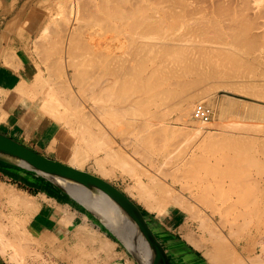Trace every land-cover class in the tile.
I'll use <instances>...</instances> for the list:
<instances>
[{"label": "bare ground", "instance_id": "bare-ground-1", "mask_svg": "<svg viewBox=\"0 0 264 264\" xmlns=\"http://www.w3.org/2000/svg\"><path fill=\"white\" fill-rule=\"evenodd\" d=\"M132 0H130V2H131ZM135 1V0H134ZM154 1H156V0H153V2H152V0H151V2H150V0L149 1H147V2H145V0H144V2L143 3H145V6H144V4L142 3V1H140L139 0V2H141L140 4H143V7H141V6H139V5H137V6H139V7H137L136 5V7L135 6H133L132 4H129L130 2H128V0H127V2H128V4H127V2L125 1V0H68V1H66L63 5H62V7H61V9H60V11H61V15H60V17L62 18V20H66V18L64 19V16L65 17H67V21H68V23H67V28L66 27H64L63 26V29H61L62 31H64L63 33V35L62 34H59V36H61V41L59 42V37L57 38V43L59 42L60 44L55 48V50H53L54 48H53V43L51 42V41H53L56 37H54V39L53 40H51L50 41V39H49V41H48V39L47 38H50V36H52V34L53 35H56L55 33H54V31H53V33H52V29H51V25H45L43 28H42V30L40 31L41 32V34L37 37V39L36 40H34L35 42H37V44H36V47L37 48H39L38 50H36V53H37V51H39L40 49L43 51V55H44V57H46L45 59H47V56L49 55V56H51L52 55V53H57V55H58V52H60L59 54H60V58L58 57L57 59H59V60H57L58 62H55V63H53V60H52V63L50 62V64H48L47 66H46V70H47V72H48V75L46 76V78H44V76H43V74L40 72V70H39V72L38 73H35L34 74V72L32 71V75L31 76H34L35 75V80L36 79H38L39 80V85L43 88L42 89V91L40 90V92H38L35 88H32V89H30L31 88V85H30V88H28L27 86V79H29V77H30V75L26 78V80H24V82L22 83V86L21 87H19L17 90H18V95H19V97H20V99H21V102H22V104H24V106H26V107H32V106H35L36 105V107H38V110H39V112H41L42 113V116L44 115V116H46V119H43V117L41 118L40 116L34 121V123L36 122V124L35 125H37L38 123L40 124L41 123V121H43V120H45V121H48V125H49V127H48V129H47V132H49L50 134H55V137L53 138V140H52V143H54L55 141H57V142H59L60 143V145H65V149L67 148L68 150H70L69 152H70V159H69V161H70V163L68 164L69 166H71V167H74V168H76V169H79V170H82L83 169V167H84V165L88 162V160L89 159H93V164L95 165V172H98L99 174H101L102 175V177H112V176H115L114 175V173H113V170H114V168H106L107 166H106V164L103 162L104 160H105V162L107 161V162H114L115 164V166L116 167H120V169L121 170H125V171H128V173L130 172L132 175H133V177H132V175L129 173V175H131V177L135 180V185L133 186V187H131L133 190H135L136 191V193H138V197H140L139 199H137V200H141L144 204H145V207H147L148 208V210H150V211H152V212H155L156 214H157V216L159 217V218H161V220H163V221H165L167 224H169V226L168 227H170L171 226V224H174L175 222H174V219H172V217H171V215L173 214H171V213H169L170 211H172L173 209L172 208H177V209H179L178 208V206H180V207H183V206H187V202H186V200L184 199V198H182L181 197V195H179L178 193L177 194H175L173 191H171L170 189L171 188H167L168 190V192H165L164 193V190L166 191V189L164 188V186H161V184H163L162 182H159L160 180H158V183H156L157 181V178H156V180H155V183H151V184H148V186L147 185H145V184H143V181L141 180V178L139 179L138 178V176H139V174H141V173H137V168L134 166V163L132 162L133 160L131 159L132 157H129L130 155L128 154H126L125 152H124V150L119 146V144L118 145H115L116 144V142H114V141H112V140H109V138H108V136H106L105 134L107 133L105 130V132H103V134L106 136V140H105V138H103V139H99L98 137H97V133H96V135H95V133H94V135H93V133H92V136H91V138H90V136H88V134L89 135H91V128L89 129V127L92 125L93 127H96V128H98L99 130H101L102 131V129L104 128V129H107V120L104 118V116L103 115H107L108 114V116H109V114L110 113H115L116 111H117V105H124L126 102H128V100L130 99V94L131 93H133V92H137L138 94L137 95H139V93H140V95L142 96V97H139V98H137L136 100V103H137V107H139V106H141V107H143L144 108V110H145V112L147 113L148 111H149V108H150V106H151V104L152 103H154L152 106H154L155 105V102L153 101V100H151V95H152V99H153V95H155V96H157V98H156V100H158V101H160V98L161 99H164V98H162V96H166L167 95V97L168 98H166L167 100L170 98V96H171V98H173L175 95H173V94H171V93H176V90H174L176 87H174V86H176L177 84L179 85L180 84V81L178 80V76L180 77L181 75H183V76H181V78H183V79H185V74H187V76H191V79L189 80V79H186V82H187V84H186V82L184 83L183 81L184 80H182L181 78V81L183 82V85L184 84H186V85H188L187 87H191V88H187L186 90L184 89V87L182 86L181 87V85H182V82H181V84H180V87H181V89H180V87L177 85V87L179 88V89H177V90H179V91H177V95L174 97V98H176L178 95H183L184 94V92H187V95H186V93L183 95V96H189L190 98H188V97H186V99L187 100H190L189 102H187L184 98L185 97H181V95L179 96L180 98H183V99H179V102H181L182 100V103L183 102H185V104H187V105H185L184 106V104L183 105H181L180 103H177L176 102V100H175V102L177 103V105L179 106H177L176 105V107H178V108H176L175 106H174V108L172 107V109L174 110H176L177 112H178V117H180L179 119H181V118H186V117H189L190 116V110H191V108H192V106H193V101L195 100V99H198V100H203V99H206L207 97H208V91H206L207 89H208V86H209V84H208V86H207V89L205 90V88H204V86L203 85H205V84H203V82L204 81H214L216 84H219L221 81H223V78L224 79H226L225 77L227 76H232V78H239V79H241V82H239L238 83V81H236L235 82V80H234V84H231V87H232V89L233 90H235V89H237V90H239V89H241V88H245L246 90H244L245 92L244 93H246V95L248 94V95H251V96H254V97H257V98H259L260 99V97L261 98H264V80H262L261 81V79L260 78H262V79H264V72H261V70H260V72H258V73H262V77H261V75H260V78H257V77H259V76H257V73H256V71L254 70L255 68H257V66H261V68H264V50H262V49H264V47H262L261 45H264V42H262L261 43V41L259 40H257V38H264V36H259L258 34L260 33V32H250V34L252 33V34H256L255 36L254 35H252V36H254V37H252V36H249V31H252V30H254V28L253 27H255V25H254V23H252L251 24V20L249 19V16L248 15H250V14H248L247 15V13L249 12V10H251V7H250V4H247V5H249V7H247V9H248V12L245 10L246 8L244 7H242V6H247L246 4H244L245 2H247V3H250V2H248L249 0H243V1H245V2H242L243 4L242 5H240L239 6V8H236V10H234V5H233V7L232 6H230L231 4H232V2H231V4H230V2L228 1V4H229V7H227V3L225 2V5H223V3L222 2H217L218 3V5H217V3L216 2H212L211 3V5L213 4L214 6H212V11H210V7L211 6H209V11H210V13L209 12H207L206 10H205V7H204V4L206 3L205 2V0H204V4H203V6L201 5V7H203L202 9L204 10V11H206L207 13H203V12H200V13H203L202 15H204V16H202V15H199L200 16V18L202 19V18H205V19H207L208 18V20H207V22H206V20L204 21V24L202 23V21L204 20V19H202V21H200V22H197V21H199L200 20V18H196V17H194L195 19H197L196 21H194V19H192L193 17H191L192 16V13L193 12H195V11H197L198 13H193L194 14V16L197 14H199V11L198 10H200V6H198L197 7V5L195 4L196 2H198V0H196V2L194 3V5H193V2H190V4H192V7L191 8H196V9H198V10H195V8H194V10H193V12L191 11V8L190 7H188V6H190V5H188L187 6V8H183L184 6H186V4L183 6V3L186 1V2H188V0H183L184 2L181 4L180 3V0H178V2H179V4H181L182 5V7L181 6H179V5H177L178 4V2H175V4H174V0H172V1H168V3H171V5L172 4H174L176 7L178 6V7H181L182 9H180V10H178L176 7L175 8H173V6L174 5H172V8H173V10L175 9L176 11H175V13L176 14H178V12L180 11L181 12V10L183 11V10H185L183 13L186 15H188V14H190V18L192 19V21H194V22H192V24H191V22L189 21V15L187 16L186 15V24H188V21L190 22L188 25L190 26V27H187V25L186 26H184V24H182L183 22L181 21V20H184L183 18H185L184 16V14L181 12V15H182V17L183 18H178V19H181L180 21H181V23H179V20L177 21L175 18H177L178 16L176 15V16H174V15H172V13L171 12H173V10L171 11V9L172 8H170L169 7V12L171 13V15H170V13H168V10H166V7H165V9H162V8H164V6H165V4L164 3H166V5H167V2H162L161 0H159L160 1V3L162 2L163 4H164V6H160L161 7V11H163L162 13L164 14L162 17H166V14H169L167 17H171V19L170 20H172V18L174 19L173 21H172V24L174 23V21H176L174 24H176V25H178V27L177 26H170L171 27V29L173 30V28H174V30H173V34H172V30L170 29V27H169V30H171L170 32L171 33H167V29H168V26H167V29H166V31H164V27L166 28V24H167V22H165L166 24L164 25V27H163V29H161L162 28V24L163 23H161V21L163 22L164 21V19L163 20H161L162 19V17H161V21H160V24H161V27H157V25L159 26V24L157 23V22H155V21H158L157 19H158V17H156L155 15L156 14H158V13H160L161 11H159L158 13H157V11L159 10V9H157L156 7V5L154 4ZM176 1V0H175ZM182 1V0H181ZM203 1V0H202ZM201 1V2H202ZM215 1V0H214ZM223 1V0H222ZM226 1V0H225ZM252 1V0H251ZM255 1V0H254ZM258 1V0H257ZM136 2H138V1H136ZM135 2V3H136ZM148 2H150V4L148 3ZM199 2H200V0H199ZM148 3V4H147ZM151 3H153L155 6H153V7H155L156 8V10L157 11H155L154 12V15H148L147 14V11L150 9L149 7H150V5H151ZM156 4H157V1L155 2ZM159 3V4H160ZM161 3V4H162ZM203 3V2H202ZM215 3H216V5H215ZM220 3H222V5L223 6H221L220 5ZM134 4V3H133ZM138 4V3H137ZM152 4V5H153ZM162 4V5H163ZM227 4V5H226ZM253 4V3H252ZM146 5H149L148 6V10L146 9ZM196 5V6H195ZM206 5V4H205ZM210 5V4H209ZM167 6H170V5H167ZM194 6V7H193ZM216 6V8H214ZM237 6V5H236ZM152 7V6H151ZM152 7V8H153ZM200 7V8H199ZM206 7H207V9H208V6L206 5ZM226 7V8H225ZM138 8H140V9H138ZM142 8H143V10L145 9L146 10V12H144V13H142V15H140L139 14V16L136 14V12H138V10L139 11H142ZM168 8V7H167ZM188 8H190V10L188 9ZM230 8H233L232 10H230ZM253 8V7H252ZM138 9V10H137ZM202 9H201V11H202ZM239 9H243V11L245 12V13H240L239 14V12H238V14H237V11H239ZM154 10V9H153ZM178 10V11H177ZM231 11H235V13H232ZM254 11V10H253ZM149 12L151 13V12H153L152 10L150 11L149 10ZM148 12V13H149ZM255 12V11H254ZM140 13V12H139ZM156 13V14H155ZM205 14H211V16H213V18L211 17V18H209L208 16H205ZM252 14V13H251ZM159 15V14H158ZM160 15H162V14H160ZM184 15V16H183ZM236 15L237 16H239V17H236ZM257 15V14H256ZM155 16V17H154ZM174 16V17H173ZM199 16H197V17H199ZM202 16V17H201ZM215 16H217L218 18H220V17H224V18H226L227 20L229 19V20H231L233 23V25L231 24L230 25V22H229V20H228V22L227 21H225V19L223 20V18H222V20H223V22L225 21V22H227V26L229 25V26H231V27H227L226 25H225V23H224V25H223V23H222V25H220L219 23H221V22H217V20L216 19H214L215 18ZM251 17H253V16H251ZM152 18H157V19H155V21L152 19ZM149 19H152L151 21L153 22V23H155V26H154V24L153 23H151V21L149 20ZM210 19H214L215 20V23H214V20H210ZM249 19V20H248ZM252 19V18H251ZM166 20H168L167 18H166ZM219 20V19H218ZM221 19H220V21H222ZM254 20V19H253ZM56 22L57 21H59V19H56L55 20ZM158 21V22H159ZM169 21V20H168ZM240 21H243V22H240ZM246 21V22H245ZM248 21H250L249 23L251 24H249L248 23ZM50 22V21H49ZM48 22V23H49ZM55 22V23H56ZM171 21H169V23H170ZM209 22H212V24L214 23L215 25L212 27V29H213V31H215L216 33H214V37H221V36H218V34L219 35H222V34H220V32H224L225 30L227 31H225L226 33H224L225 35H222V36H226L227 34H228V32H229V34L228 35H230V37H231V40H229L230 39V37H229V39H228V36H226V38H223L222 40L224 41V39L226 40V42L224 41V43H220L222 40H220V38L218 39V38H216V44H217V46H216V44L213 42L212 43V45L211 46H214V48H212L211 50H213L214 49V51L215 50H217V51H215V53H214V51H211L209 48V54H207V47H209L208 46V43L206 44V42L205 41H203L202 40V38H203V34H206V31L208 30L207 28H205V27H207V24H209ZM238 23L239 25H242V23H244V25L245 24H247L248 23V25H245L246 27H243L244 25H242V27L240 26H237L236 25V23ZM252 22H255V21H252ZM58 23V22H57ZM168 23V24H169ZM180 25H179V24ZM200 24V25H202L203 27L202 28H204V29H207L206 31H204V29L202 30V28H201V26H198V25H196V24ZM229 23V24H228ZM235 23V24H234ZM173 24V25H174ZM182 24V25H181ZM194 24H195V26L197 27V30L199 31V29L201 30V31H204V32H202V35H201V31L198 33L199 34V37H198V35H197V33L195 32L196 30H194V28L196 29V27L194 26ZM206 24V25H205ZM61 25H63V23L61 24ZM153 25V26H152ZM169 25H171V24H169ZM193 25V26H192ZM204 25H205V27H204ZM218 26L219 27V25H220V28L218 29V27H217V29H215L216 27L215 26ZM250 25V26H249ZM180 26H182V30L184 31H181V27ZM183 26H184V28L186 29V32H185V30H184V28H183ZM194 27V28H192V27ZM209 27V29L210 30H208L207 32H209V33H213V31L211 30V27H210V24L208 25ZM222 26H226V28L224 29ZM249 28H248V27ZM251 26H253L252 28H251ZM257 26V25H256ZM262 26H264V25H262ZM59 27V26H58ZM155 28V27H157L159 30H160V32H162V31H164L163 32V34H161V33H159L158 31H157V29H156V33L157 34H159L158 35V37L159 36H164V37H160V38H157V35L154 33L153 34V32H152V35H154L153 37L151 36V30L152 31H154L155 32V30H153V28ZM177 27V28H176ZM215 27V28H214ZM221 27H222V29H221ZM57 28V27H56ZM256 28V27H255ZM258 28V27H257ZM58 29V28H57ZM57 29H55V30H57ZM65 29V30H64ZM175 29L177 30V32H178V34L180 35V36H178L177 35V33H176V31H175ZM179 29H180V31L181 32H183V33H185L184 34V36L186 37V39L187 40H189V39H191L192 38V40H196L197 39V37L200 39L201 38V36H202V38H201V40L200 41H198L199 39H197L196 41H194L195 43L198 41L199 43L198 44H201V45H199L200 47H198V46H196L197 45V43L194 45V42L192 43V40L190 41L189 40V42L191 43V44H188V43H186V39L184 40V39H181V38H185V37H183V36H181V35H183V33H181L180 31H179ZM188 29H191V30H194V32L196 33V34H193L194 32L192 31V36L193 37H190V33L191 32H187V30ZM252 29V30H251ZM60 30V31H61ZM162 30V31H161ZM57 31H59V30H57ZM59 31V32H60ZM174 31H175V33H176V35H177V37H178V39H177V37L175 36V33H174ZM212 31V32H211ZM256 31V30H255ZM58 32V33H59ZM169 32V31H168ZM150 33V34H149ZM165 33V34H164ZM166 33H167V36H169V34H171L172 36H170V38H167L165 35H166ZM231 33V34H230ZM161 34V35H160ZM189 36H188V35ZM216 34V35H215ZM155 35H156V38H155ZM194 35H196L195 37H194ZM259 37H258V36ZM57 36V35H56ZM151 36V37H150ZM175 36V37H174ZM206 37L207 36H209V34L208 35H205ZM210 36H213L212 34H210ZM141 37H143V38H141ZM172 37V38H171ZM180 37V38H179ZM204 37V40L205 39H209V37ZM214 37H211V38H214ZM256 37V40L254 39V41H253V39L251 40V38H255ZM53 38V37H52ZM194 38V39H193ZM210 38V39H211ZM140 39H143V40H140ZM180 39V40H179ZM215 39V38H214ZM229 40V42H228V40ZM183 40V41H182ZM213 40V39H212ZM217 40H219L218 42H217ZM262 41H264V39H261ZM184 41H185V44H183L184 43ZM222 41V42H223ZM259 43H258V42ZM48 42H51V44L50 43H48ZM183 42V43H182ZM203 42V43H202ZM205 42V43H204ZM208 42H210V41H208ZM212 42V41H211ZM33 43V44H34ZM54 43H56V41H54ZM35 44H34V46H35ZM207 45V47H206V45ZM215 44V45H214ZM218 44H221V45H218ZM261 44V45H260ZM55 45V44H54ZM205 45V46H204ZM49 46H50V48H49ZM60 46V47H59ZM228 46H231L232 47V49L234 48V49H236V52L237 53H239V57H238V54H237V56H235L236 54H234V53H232V51L234 50H231V54H232V58H230L231 56H228V58H227V55L226 54H228V55H231L230 53H228L226 50V54L224 55V49H226ZM200 48V49H198V48ZM51 48H53V49H51ZM196 48L198 49V50H196ZM202 48H206L205 50V54H206V56L208 55V57H206L205 56V54L204 55H200L198 52L200 51H203V53H204V49H202ZM211 48V47H210ZM242 48V49H241ZM262 48V49H261ZM51 49V50H50ZM223 49V50H222ZM227 49H229V47L227 48ZM237 49H241V50H239V51H237ZM35 50V49H34ZM221 50V51H220ZM244 50V51H243ZM256 50V51H255ZM211 51V52H210ZM219 51L221 52V54H219ZM235 51V50H234ZM11 52V51H10ZM23 52V51H22ZM254 52H256V53H254ZM14 53V52H13ZM196 53H197V55H199V56H201L202 57V59L199 57V56H196ZM40 54H41V52H40ZM202 54V53H201ZM211 54H214V57L211 55ZM234 54V55H233ZM241 54V55H240ZM244 54V56L242 57V55ZM247 56H246V55ZM56 55V56H57ZM216 55V56H215ZM217 55H218V58H217ZM220 55H222L223 57L225 56L226 57V59H225V57H224V59H223V57H222V59H220L221 58V56ZM10 56V55H9ZM12 56H14L13 57V59L15 58V55H12ZM12 56H11V58H12ZM42 56V55H41ZM53 56H55V55H53ZM212 58V59H215L214 61H215V64H214V61L212 62V59H209L210 57ZM5 57V56H4ZM43 57V58H44ZM198 57L201 59V60H203L204 62H206L205 64H210L211 62V64H210V66L208 65H206V66H204L203 67V65H205V64H203L201 61H199V59H198ZM203 58H205V59H207V60H205V59H203ZM3 59H5V58H3ZM16 59V58H15ZM209 59V60H208ZM220 59V60H219ZM229 59V61H227ZM9 60H12V59H9ZM41 60V59H40ZM56 60V59H55ZM54 60V61H55ZM210 60H211V62H210ZM222 60H225V61H222ZM43 61H46V60H43ZM48 61H50V60H48ZM217 61V62H216ZM227 61V62H226ZM231 61V62H230ZM9 62V61H8ZM7 62V63H8ZM15 62H17L16 60H15ZM220 63V65H223V64H221V63H223L224 62V67L222 68V66H220V65H218L219 63ZM225 62L226 63H228L229 65L231 64V67H230V70L227 68L226 69V67L228 66V64H227V66H225ZM10 63V62H9ZM12 63V62H11ZM10 63V64H11ZM200 63H202L201 65H200ZM13 64V63H12ZM12 64H11V67H12ZM7 65V64H6ZM55 65V66H54ZM180 66V67H178V66ZM212 65H214V66H212ZM215 65H216V67H215ZM8 66H10V65H8ZM21 66V65H20ZM54 66V67H53ZM176 66L178 67V68H176ZM201 66H202V68H201ZM217 66H220V67H218L217 68ZM36 67H38V66H36ZM58 69V73H61L60 75L61 76H63L64 77V79L62 80V79H60V80H62V83L63 84H60L59 86H58V84L55 82V84H52V77H53V75H54V73H55V76H56V71H54V69L55 70H57L56 68ZM210 67V71L208 70V68ZM211 67H213V68H211ZM180 68V69H179ZM204 68V69H203ZM218 70H217V69ZM260 68V69H261ZM14 69H15V67H14ZM68 69H71V74L69 73V75H68V72H67V70ZM178 69V72L176 71ZM182 69V70H181ZM212 69V70H211ZM216 69V70H215ZM16 70V69H15ZM180 70H181V72H180ZM207 70V71H206ZM220 70V71H219ZM224 70V72H221V71H223ZM262 71H264V70H262ZM36 74H38V75H36ZM189 74V75H188ZM54 76V78H56ZM66 76H68L69 78H70V81H69V83L72 85V86H77V87H79L77 90H76V94H78V97L79 96H82L83 95V97H81V98H85V96H86V101H90L91 103H92V106L91 107H89V110H90V115H94L97 119L95 120V119H93V117H92V119H91V116L90 115H88L87 114V116H89V117H85V119L84 120H86V118L87 119H89L90 120V122L89 123H86V121H83V124H81L82 126H84V123H86V125L87 124H89V127H88V125H87V128L89 129H87V128H85L86 130L85 131H83L84 129L83 128H81V130L79 129L80 127H78V130H80V131H83V132H85V133H88L89 131H90V133H88L87 134V136L89 137V139H88V137L86 138L84 135H85V133H83V132H80L81 134H80V136H78V138H77V136L74 138L73 137V139H71L70 138V135H72L73 134V128H72V122H71V120H70V117H72L73 115L75 116V117H77L76 115V112H79V114L81 113V117H83L84 118V116L86 115V112H88V111H86L85 112V106L82 104L81 105V103L79 102V104H80V107L78 106L79 104H78V99H76V98H78L77 96H76V94L75 93H72V90L68 87V88H66L65 89V87H64V85L65 84H67V82H68V80L65 78ZM177 76V77H176ZM257 76V77H256ZM21 77V76H20ZM60 77V76H59ZM58 77V78H59ZM53 78V79H54ZM174 78H177V80L176 79H174ZM187 78V77H186ZM227 79H230L231 80V77L230 78H227ZM38 80H36V81H38ZM55 80V79H54ZM66 80V81H65ZM189 80V81H188ZM229 80V81H230ZM211 81L209 82V83H211ZM33 82H35V81H33ZM57 82H58V80H57ZM61 82V81H60ZM228 82V81H227ZM231 82H233V81H230V83ZM69 83H68V85H69ZM202 84V87H200V88H197V87H199L198 85H201ZM222 83V82H221ZM34 84H36V82L34 83ZM38 84V83H37ZM57 84V85H56ZM222 84H224V83H222ZM221 84V85H222ZM227 84V86L228 85H230V84H228V83H225V85ZM67 85V86H68ZM166 85H172L171 86V88L172 89H166L165 90V86ZM186 85H184V86H186ZM211 85H213V84H211ZM220 85V84H219ZM218 85V86H219ZM225 85H223V86H225ZM34 86H36V85H34ZM33 85H32V87H34ZM39 86V87H40ZM52 86L54 87L53 89L54 90H56L57 89V91L55 92L53 89H52ZM70 86V85H69ZM164 88V90H163V88ZM226 86V87H227ZM157 87H158V89H160V88H162V90H158L157 89ZM173 87H174V89H173ZM211 87V86H210ZM214 87H215V85H214ZM217 87V86H216ZM231 87H228V88H230L231 89ZM59 88H63V92H62V90H60L59 91ZM154 88H156L157 90H158V92L157 91H155V89ZM166 88H167V86H166ZM182 88L184 89V90H182ZM186 88V87H185ZM204 88V89H203ZM224 88V87H223ZM36 90L35 91V93L33 92V90ZM41 89V88H40ZM193 90L194 91V94L192 93L193 91H190L191 92V94H190V92H189V94H188V91L189 90ZM196 89L198 90L199 89V91L200 90H202V91H200V92H197L196 91ZM210 89V88H209ZM212 89V88H211ZM215 89H218V88H215ZM225 89V88H224ZM51 90H53V91H51ZM64 90H66L67 91V93L68 94H66V95H63V96H65L66 98H68L67 100H65V99H60V97L62 96H58V95H60V94H65V91ZM75 90V89H74ZM154 90V91H153ZM172 90H174V91H172ZM214 90V89H213ZM242 90V92H243V89H241ZM241 90H239V91H241ZM182 91V92H181ZM210 91V90H209ZM38 92V93H37ZM60 94H59V93ZM142 92V93H141ZM145 93V95H143L144 93ZM153 92H155V93H153ZM179 92H180V94H179ZM166 93V94H165ZM171 95H170V94ZM196 93V94H195ZM210 93V92H209ZM41 94H43V96L41 95ZM75 94V95H74ZM82 94V95H81ZM136 93H134V95H135ZM158 94V95H157ZM162 96H161V95ZM164 94V95H163ZM169 94V95H168ZM211 94V93H210ZM209 94V95H210ZM161 97H160V96ZM192 97H191V96ZM144 96V97H143ZM159 96V97H158ZM211 96V95H210ZM64 97V98H65ZM137 97V96H136ZM85 99H82V102H84V104L85 103H87V102H85L84 100ZM139 99V100H138ZM155 99V98H154ZM165 99V100H166ZM178 99V98H177ZM197 100V101H198ZM133 101H135V100H133ZM153 101V102H152ZM169 102L168 103H170V100H168ZM161 102H163V100H161L160 101V103ZM195 102V101H194ZM91 103H89V104H91ZM133 103V102H132ZM132 103H130V104H132ZM135 103V102H134ZM133 103V104H134ZM164 103H166V102H164ZM173 103V101H171V104ZM198 103H200V102H198ZM17 104V103H16ZM159 104V103H158ZM171 104H168L167 106L169 107V105L171 106ZM180 104V105H179ZM156 105H157V103H156ZM195 103H194V107H195ZM126 106V105H125ZM134 106H136V105H134ZM59 107H62V110H60L59 109ZM123 107V106H122ZM162 107V105L160 106V108ZM194 107H193V109H194ZM70 108L71 109H73L72 111L75 113H68L69 111L68 110H70ZM164 108H166V107H164ZM9 109V108H8ZM76 111H75V110ZM86 109H88V108H86ZM158 109V108H157ZM163 109V108H162ZM161 109V110H162ZM169 109V108H168ZM168 109H167V112H168ZM10 110V109H9ZM133 110H135V109H133ZM137 110V109H136ZM136 110H135V112H134V114H136L137 112H136ZM222 110V109H221ZM234 110V109H233ZM1 111V110H0ZM11 111V110H10ZM171 111V110H170ZM125 112H127V111H125ZM139 112V111H138ZM142 113H143V111H141ZM166 112V113H167ZM3 113V112H2ZM121 114H122V112H120ZM153 113V112H152ZM219 113H221V112H219ZM8 114V113H7ZM124 114V113H123ZM127 114V113H126ZM155 113H153L152 115H154ZM114 115V114H113ZM133 115V114H132ZM141 115V114H140ZM142 115H144V114H142ZM189 115V116H188ZM3 116V114L1 115V117ZM4 116H6V114H4ZM80 116V115H79ZM102 116V117H101ZM112 116V115H111ZM129 116V115H128ZM127 116V117H128ZM134 116V115H133ZM135 116H137V115H135ZM134 116V117H135ZM139 116V115H138ZM144 116H150V115H148V114H146V115H144ZM155 116V115H154ZM156 116H158L157 114H156ZM160 116V115H159ZM158 116V117H159ZM220 116H222V115H220ZM0 117V118H1ZM102 118V120H100L101 118ZM118 117H119V115H118ZM153 117V116H152ZM163 117V116H162ZM162 117H160V118H162ZM193 117V110H192V113H191V118ZM4 117H2L0 120L1 121H3L2 119H3ZM73 118V117H72ZM78 118V120H79V117H77ZM83 118H80L81 120L83 119ZM100 118V119H99ZM112 117H110V118H108V119H111ZM116 118V117H115ZM184 118V119H185ZM228 118V117H227ZM113 119V118H112ZM112 119H111V121H112ZM130 119V118H129ZM143 119V118H142ZM150 119V118H149ZM189 119V118H188ZM194 121H198L197 122V126L199 125L198 123L200 122V125L203 123H207V122H209V120L208 121H206V122H202V121H200V120H197V119H195L194 117L192 118ZM76 121V122H78L79 124L80 123H82V121L81 122H79V121ZM89 120H87V121H89ZM116 120H118V118L116 119ZM124 120H126V119H124ZM146 120H148V119H146ZM155 120V119H154ZM193 120H181V121H183V125H185V127L186 128H191L192 126H193V124H194V121ZM119 122H120V120H118ZM128 120H126V121H124V122H127ZM163 121V120H162ZM226 121V120H225ZM61 122L63 123V124H61ZM74 122V121H73ZM135 121H132L131 123H129V124H132V123H134ZM138 122H140L139 121V119H138ZM137 122V124H136V128H137V125L139 126V127H141V125H143L142 126V128H146V127H148V128H146V129H144V132H143V129H142V131H141V128L138 130V132L139 133H141V132H143V133H141V134H145L146 132H149V130H150V128L152 127V125L149 123V121H148V123L145 121V123L146 124H142L141 123V125H139V123ZM142 122V121H141ZM144 122V121H143ZM154 122V121H153ZM160 122V121H159ZM179 122H180V120H179ZM212 122H214V121H212ZM78 123H76V125L78 124ZM111 123V129L110 128H108V129H110V131L112 130H114L115 128H116V126H112V124L114 123V120H113V122H110ZM123 123V122H122ZM79 124H78V126H79ZM91 124V125H90ZM120 124V123H119ZM147 124H149V125H151V127H149V125H147ZM158 124V123H157ZM195 124H196V122H195ZM194 124V125H195ZM202 124V126H209V125H203ZM209 124V123H208ZM213 124V123H212ZM226 124V123H225ZM225 124H223V125H225ZM232 124V123H231ZM80 125V126H81ZM116 125H118V124H116ZM126 125V124H125ZM134 125V124H133ZM132 125V126H133ZM168 125V124H167ZM200 125L198 126L200 129H201V127H200ZM220 125H222V123L220 124ZM232 125H234L235 126V128L236 127H238L237 125H235V122H234V124H232ZM74 126H75V124H74ZM81 126V127H82ZM119 126V125H118ZM118 126H117V128H118ZM123 126V125H122ZM146 126V127H145ZM154 126H156V125H154ZM159 126H161V123H160V125ZM158 126V127H159ZM164 127H165V125H163ZM196 126V125H195ZM213 126H214V124H213ZM229 127H230V125H228ZM227 126V127H228ZM234 126H233V129H235L234 128ZM10 127V126H9ZM25 127V126H24ZM85 127V126H84ZM108 127H109V125H108ZM112 127H113V129H112ZM125 127V126H124ZM126 127H127V125H126ZM131 127V126H130ZM129 126L127 127V129H128V131H129V128H130ZM157 126H156V128H158ZM161 128V127H159V129H157L156 130V128L154 127V129L157 131V132H159L160 134H163L162 136L159 134V133H156V131H153V132H155V133H153L152 132V130H154L153 128H151L152 130H151V133L150 134H155V135H153V137H149L148 135V137L146 136L145 138H143V136H141V134L139 135V137H140V143H142V141L145 139V140H148V138H149V142L148 143H150V141H152V138L153 139H156L154 136H156V137H158L157 139V141L159 142V140H160V138L162 137V139H161V141H164V142H166L165 140H163V139H166V140H169V138H168V136H172V135H169L170 133L172 134V133H175V132H171L170 131V133H168V130H166V132H167V134L166 133H164V130L163 129H166V128ZM183 127V126H182ZM184 127V128H185ZM221 127V126H220ZM75 128H76V126H75ZM116 128V129H117ZM136 128H135V130H136ZM161 128V129H160ZM170 128H171V126H170ZM185 128V129H186ZM194 128V127H193ZM193 128H191V129H193ZM208 128V127H207ZM232 128V127H231ZM246 128V127H245ZM94 129V128H93ZM115 129V130H116ZM123 129V128H122ZM195 129V128H194ZM193 129V130H194ZM198 128L196 127V131H199V130H197ZM211 129V128H210ZM222 128H220V130H221ZM224 129V128H223ZM240 129V128H239ZM32 130V129H31ZM76 130V129H75ZM88 130V131H87ZM136 130V131H137ZM146 130H148V131H146ZM161 130H162V132H161ZM193 130L192 131H187V132H193ZM202 130V129H201ZM218 130V129H217ZM246 130V129H245ZM250 130H251V126H250ZM249 130V131H250ZM29 131V130H28ZM97 131V130H96ZM95 131V132H96ZM109 130H108V132H110ZM117 132H118V129L116 130ZM121 131V130H120ZM132 131L133 130H131V132H129V133H131L132 134ZM195 131V130H194ZM231 131V130H230ZM248 131V132H249ZM78 132V131H77ZM78 132V133H79ZM94 132V131H93ZM124 132H125V130H124ZM186 132V131H185ZM207 132V131H206ZM236 132V131H235ZM257 132V131H256ZM99 133V132H98ZM177 133V132H176ZM194 133V132H193ZM195 133H197V132H195ZM194 133V134H195ZM200 133H201V131H200ZM199 133V134H200ZM210 133V132H209ZM215 134H216V132H214ZM214 133H213V135H214ZM219 133V132H218ZM217 133V134H218ZM227 133V132H226ZM231 133V132H230ZM228 134V135H226V136H222L223 137V141L224 142H222V141H220L218 138L217 139H213L214 137H216V136H214V137H210V138H208V139H210V142L213 144V146L215 145H217V144H219V146L218 147H220V145H221V147H223L224 146V148H225V145H227L226 147H228V145L231 143H229V144H226V141L227 142H229V139H227L226 137H230V140L231 141H235L237 138L239 139V137L240 136H232L231 134ZM252 133V132H251ZM254 133V132H253ZM262 133H264V132H262ZM27 134V133H26ZM25 134V135H26ZM102 134V135H103ZM115 134H118V133H115ZM119 134H120V132H119ZM122 134H123V131H122ZM125 134V133H124ZM137 134V133H136ZM146 134H148V133H146ZM145 134V135H146ZM149 134V135H150ZM183 134V133H182ZM185 134V133H184ZM183 134V135H184ZM198 134V135H199ZM222 134H224V133H222ZM236 134H238V133H236ZM76 135V134H75ZM109 135V134H108ZM129 135V134H128ZM144 135V136H145ZM160 135V136H159ZM175 135V134H174ZM190 135V134H189ZM241 135V134H240ZM28 136V135H27ZM53 136V135H52ZM72 136H74V134L72 135ZM96 136V137H95ZM104 136V137H105ZM119 136H122V135H119ZM137 137H135V139L137 138H139L138 137V135H136ZM181 136V135H180ZM203 136H204V133H203ZM202 136V137H203ZM212 136V135H211ZM219 136V135H218ZM26 137V136H25ZM126 137V136H125ZM124 137V138H125ZM160 137V138H159ZM193 137H195V136H193ZM196 137H197V134H196ZM206 137V136H205ZM232 137H235V139L234 140H232L233 138ZM249 137V136H248ZM254 137V136H253ZM120 138V137H119ZM142 138V139H141ZM168 138V139H167ZM171 138H173V137H171ZM204 138V137H203ZM206 138V139H207ZM232 138V139H231ZM75 139V140H74ZM122 139V138H121ZM174 139V138H173ZM188 139V138H187ZM196 139V138H195ZM194 139V140H195ZM201 139V138H200ZM227 139V140H226ZM241 139H243L242 141H241ZM247 140V137L246 138H241L240 137V140H236L235 141V144L237 145L236 147L238 148L239 147V145L238 144H243V143H241V142H244V140ZM250 139V140H249ZM248 140L249 141H252V140H254V138H252V140H251V136H250V138H249ZM261 139H264V137H261ZM261 139L259 140V141H261ZM103 140V141H102ZM124 140V139H123ZM126 140V139H125ZM142 140V141H141ZM144 140V141H145ZM172 140V139H171ZM179 140L181 141V138H179ZM178 140V141H179ZM193 140V139H192ZM191 140V141H192ZM213 140H216L215 142L217 143H215ZM218 140H219V142H218ZM246 140H245V142H246ZM247 140V141H248ZM100 141H102V143L100 142ZM137 142H139V139L138 140H136ZM156 141V142H157ZM160 141V142H161ZM174 141H175V139H174ZM174 141H170L171 143H173ZM186 141V140H185ZM190 141V142H191ZM199 141V140H198ZM209 141V140H208ZM213 141V142H212ZM240 142V143H238V142ZM257 142V138H256V142L257 143H259V145H262V146H260L261 147V149H264V144H260V142ZM131 142V141H130ZM129 142V143H130ZM157 142V143H158ZM159 142V143H160ZM182 142V141H181ZM194 142V141H193ZM220 142H222V144H220ZM237 142V143H236ZM244 142V143H245ZM100 143L101 144H103L102 146L100 145ZM121 143H123V142H121ZM128 143V142H127ZM132 144H127L126 146H134L133 148V150L134 151H132V153L133 154H138V149H137V146H139V145H137L136 146V142L135 143H133V142H131ZM139 143V144H140ZM144 143V142H143ZM153 143H154V141H153ZM177 143V142H176ZM200 143V142H199ZM215 143V144H214ZM224 143H225V145H224ZM261 143H264V140H262V142ZM138 144V143H137ZM145 144H146V141H145ZM145 144H140V145H142V146H149L148 144L147 145H145ZM155 144V143H154ZM167 144V143H166ZM168 144H170V143H168ZM173 144H175V143H173ZM178 144V143H177ZM182 144H184V143H181V145ZM187 144V143H186ZM191 144V143H190ZM234 144V143H233ZM233 144L231 145V146H233ZM250 145H252V142H250L249 143ZM248 144V145H249ZM123 145V144H122ZM158 145H160V144H158ZM163 145V144H162ZM162 145L159 147V146H157L156 147V149L158 148H162ZM165 145V144H164ZM176 145V144H175ZM175 145H171L170 144V146H172L173 148H170V147H168L167 145H166V147H165V149H164V160L165 159H167L168 161H170V160H172L173 159V161H174V159L175 158H173L177 153V149H179V148H177V146L175 147ZM199 145V144H198ZM247 145V144H246ZM258 145V146H259ZM99 146H101V147H99ZM142 146H141V148H142ZM152 146H154L153 144H152ZM180 146V145H179ZM185 146V145H184ZM183 146V147H184ZM190 146V145H189ZM206 146H208V145H206ZM210 146H212V145H210ZM210 146H209V148H210ZM230 145H229V149H234L233 147H231ZM241 146H244V144L243 145H241ZM124 147V146H123ZM149 147H151V145L149 146ZM147 148V150L146 151H150V148ZM186 147V146H185ZM195 147V146H194ZM217 147V148H218ZM152 148V147H151ZM170 148V149H169ZM177 148V149H176ZM186 148H189V147H186ZM204 148V147H203ZM203 148L201 149L202 151H203ZM207 148V147H206ZM217 148H214L213 147V150L214 149H217ZM234 149V150H238V149ZM124 149H125V147H124ZM139 149H140V147H139ZM157 149V151H156V153H159L158 150ZM221 149V148H220ZM228 149V148H227ZM226 148H225V150H227ZM228 149V150H229ZM260 149V150H261ZM142 150V149H141ZM141 150H139L140 152H142V153H139V154H143V153H145V151H143V150H145V149H143L142 151ZM152 150L154 151V149L152 148ZM160 150H162V149H160ZM180 150V149H179ZM199 150V149H198ZM206 150V149H205ZM224 150V151H225ZM207 151V150H206ZM217 151H219V150H217ZM186 152V151H185ZM205 152V151H204ZM211 152V151H210ZM100 153L103 155V157H100L99 155H100ZM151 153V152H150ZM154 153V152H153ZM176 153V154H175ZM203 153V152H202ZM146 154V153H145ZM152 154V153H151ZM178 154H179V151H178ZM213 154H215V153H213ZM239 154V153H238ZM67 155H69V153H67ZM212 155V154H211ZM224 155V154H223ZM233 155H235L236 157L238 156L237 155V153L236 154H233ZM141 156V155H140ZM143 156V155H142ZM148 156H150V155H148L147 154V158H148ZM163 156V155H162ZM191 156V155H190ZM201 156V155H200ZM227 156V158H225ZM239 156H241V155H239ZM238 156V157H239ZM66 157V156H65ZM145 157V156H144ZM156 157V156H155ZM194 157V156H193ZM222 157V156H221ZM220 157V158H221ZM225 157H223L224 158V160L223 161H226L225 159H228V155H225ZM231 157V156H230ZM233 158H236V157H234V156H232ZM231 157V158H232ZM236 158V160H238L239 158ZM242 157V156H241ZM240 157V159L242 160V158ZM151 157H149V159H150ZM201 158V157H200ZM215 158V157H214ZM218 158V157H217ZM230 158V159H231ZM232 158V159H233ZM143 159H146V158H143ZM201 159H203V158H201ZM200 159V160H201ZM209 159V158H208ZM230 159H228V161H231V163H232V160H230ZM239 159V160H240ZM54 160V159H53ZM166 160V161H167ZM207 160V159H206ZM217 160V159H216ZM234 160V159H233ZM147 161V160H146ZM185 161V160H184ZM204 161V160H203ZM209 160H207V162H208ZM221 161V160H220ZM178 162H179V160H178ZM186 162H187V160H186ZM185 162V163H186ZM189 162V161H188ZM191 162H193V161H191ZM199 162V161H198ZM197 162V163H198ZM206 162V161H205ZM111 163V164H112ZM163 163H164V161H163ZM174 163H175V165H174ZM176 163H177V159H176V162L174 161L173 163H170V164H172V165H174L176 168H178V164L176 165ZM190 163V162H189ZM189 163H186V164H189ZM194 163V162H193ZM234 163H235V161H234ZM167 164V163H166ZM166 164H165V167H166ZM170 164H168V165H170ZM185 164V165H186ZM196 164V163H195ZM194 164V165H195ZM17 165L18 166H20L18 163H17ZM113 165V164H112ZM112 165H111V167H112ZM162 165V164H161ZM183 165V164H182ZM191 165V164H190ZM190 165H188L189 166V168H191V167H193V166H190ZM201 165V164H200ZM200 165H198V169L200 168ZM204 165V167H205V164H203ZM208 164L206 163V166H207ZM211 164H209L207 167H209ZM174 166H172L173 168H174ZM21 167H23V166H21ZM114 167V166H113ZM169 167H171V165L169 166ZM171 167V168H172ZM186 167V166H185ZM195 167H196V165H195ZM211 167V166H210ZM209 167V168H210ZM25 168V167H24ZM170 168V169H171ZM27 169V168H26ZM175 169V168H174ZM173 169V170H174ZM179 169V168H178ZM198 169H196V170H198ZM31 170V169H30ZM136 170V171H135ZM140 170V169H139ZM176 170V169H175ZM173 171V172H177V170L176 171ZM185 170V169H184ZM196 170L194 171V170H192V171H190V172H196ZM32 172H35V171H33V170H31ZM141 171H143L144 173L146 172V176H147V171H144V170H141ZM159 171H162V170H160L159 169ZM169 171V173L172 171H170V170H168ZM179 171V170H178ZM200 171V170H199ZM203 171V170H202ZM216 171V170H215ZM86 172V171H85ZM138 172H140V171H138ZM186 172V171H185ZM206 172V171H205ZM207 172H208V170H207ZM210 172V171H209ZM208 172V173H209ZM212 172V171H211ZM36 173V172H35ZM165 173V175H166V177L167 176H169L170 174L167 172H164ZM164 173L162 174V175H164ZM178 173V172H177ZM215 173V172H214ZM214 173H212L213 175H214ZM217 173V172H216ZM220 172L218 171V174H219ZM127 174V173H126ZM143 174V173H142ZM160 174V173H159ZM169 174V175H168ZM173 174V173H172ZM170 175V177L172 176V178L173 177H175V176H173V175ZM176 174V173H175ZM182 174H185V173H182V171H181V174L180 173H178V174H176V176H180V177H184L185 176V179H183L184 180V182L186 181V179H189V178H187V176L188 175H182ZM196 174V173H195ZM195 174H191L192 176L193 175H195ZM199 174V173H198ZM211 174V173H210ZM210 174H209V176H210ZM211 174V175H212ZM222 174V173H221ZM220 174V175H221ZM158 175V174H157ZM164 175V176H165ZM96 176V175H95ZM145 176V177H146ZM179 176H178V178L177 177H175V178H177V179H175V180H179ZM229 176V175H228ZM100 177V176H99ZM101 177V178H102ZM149 179H152V180H150V181H148V182H152L153 181V178L154 177H156V176H153L152 177V174L149 176H147ZM188 177H190V176H188ZM197 177V176H196ZM131 178V179H132ZM147 178V179H148ZM171 178V179H172ZM193 178V177H192ZM195 178V177H194ZM225 178V177H224ZM230 178V177H229ZM148 179V180H149ZM170 179V180H171ZM181 178H180V180H182ZM197 179V178H196ZM199 179V178H198ZM197 179V180H198ZM212 179V182H213V178H211ZM210 179V180H211ZM220 179H221V177H220ZM245 179V178H244ZM251 179V178H250ZM56 180L58 181V183L60 184V185H62V187H64L65 189H67V190H69V191H71V193L74 195V197H76V199H79V200H82V203L86 206V208L89 210V211H92V212H94V213H96V214H98V215H100L103 219H104V221L106 222V224L110 227V228H112V232H114L115 234H116V236L120 239V240H122L124 243H127L128 245H129V247H130V249L131 250H133L136 254H137V256H138V258H139V261L142 263V264H150V257H151V253H150V250H149V248L147 247V245H146V243L144 242V240H143V238L141 237V235L136 231V228H135V226H134V224L128 219V217L125 215V213L123 212V210H121L115 203H113L110 199H108L105 195H101V194H99V197L96 199V197H94V196H96L95 194H88V193H86V191H84V190H78V189H76V188H74V187H70V185H65V183L66 182H64V181H61V180H58L57 178H56ZM204 180H206V179H204ZM204 180H201V181H204ZM215 180V179H214ZM222 180V179H221ZM221 180H217V182H219L220 184L222 183L221 182ZM233 180V179H232ZM232 180H230V181H232ZM189 181H192L193 182V180H190L189 179ZM194 181L196 182V180L194 179ZM238 181V180H237ZM236 181V182H237ZM243 181H245V180H243ZM248 181V180H247ZM175 182H177V181H175ZM199 182V181H198ZM209 182V181H208ZM211 182V181H210ZM215 182V181H214ZM216 182V183H217ZM241 181L239 180V184H240V187H242V189H243V186H244V188L246 189V187L247 188H249L250 186L253 188H256V187H258L257 185H259V184H254V186L251 184V185H249V187H248V184L246 183V182H242V184L240 183ZM110 183V182H109ZM161 183V184H160ZM190 183V182H189ZM199 183H201V182H199ZM219 183H218V185L216 186H214L213 187V189H211V188H207V189H211V190H207L208 192H206V191H204V192H199V190H196V189H194V190H196V191H198L199 192V195H198V193H196L195 192V194H196V197H193V195L195 196V194H193V192L191 191V189H193V188H195V187H193V186H195V184L196 183H194V185H192V183L191 184H188V186L191 188V189H189V188H187V190L189 189V192L191 191L192 192V194H191V198L192 199H194V198H197L198 196H200V199L201 198H203L202 200H199L198 202H202V201H204V200H206V198L204 199V195H205V197L206 196H210L209 195V191H212V193L214 192L215 193V191L217 190V192L216 193H219V191L218 190H220V188H219V186L220 187H222L223 185L221 184V185H219ZM233 182H230V184H232ZM235 183V182H234ZM245 183H246V185L247 186H245ZM153 184V185H152ZM184 184V183H183ZM182 184V185H183ZM187 184V183H186ZM204 184V183H203ZM203 184H200V185H202V186H200V187H203ZM206 184V183H205ZM208 184H210V183H208ZM238 182H237V184H234V185H231V186H236L237 185V187H238ZM149 185H151L150 187H149ZM191 185H192V187H191ZM198 184H196V186H197ZM213 185V184H212ZM145 186H147V187H145ZM166 186V185H165ZM188 186H186V187H188ZM211 186V185H210ZM209 186V187H210ZM227 186H229V185H227ZM256 186V187H255ZM185 187V186H184ZM207 187V186H206ZM212 187V186H211ZM233 187V188H234ZM240 187H238L239 188V190L241 189ZM117 188V187H116ZM131 188H129V189H131ZM180 188H181V190L183 189V187L182 186H180ZM197 188H199V187H197ZM215 188V189H214ZM232 188V189H233ZM236 188V187H235ZM237 188V189H238ZM253 188V189H254ZM261 188V187H260ZM131 189V190H132ZM202 189V188H201ZM222 189V188H221ZM227 189H228V187H227ZM237 189H235V190H237ZM241 189V190H242ZM244 189V190H245ZM262 189H264V187H262ZM262 189H260L261 190V192L260 193H262V192H264V190H262ZM0 190H1V188H0ZM130 190V191H131ZM173 190V189H172ZM185 190V188L182 190V192ZM203 190V189H202ZM231 190V189H230ZM240 190V191H241ZM248 190V189H247ZM247 190L245 191V193H247ZM256 190V189H255ZM255 190H253V194H254V196H258V192H257V190L255 191ZM259 190V191H260ZM226 191V190H225ZM232 191V190H231ZM238 191V190H237ZM243 191V190H242ZM249 191H252V189L250 188L249 189ZM249 191H248V194L250 195V196H253L252 194H250L249 193ZM172 194V196H169L170 195V193ZM190 192V193H191ZM244 192V191H243ZM257 192V195H255V193ZM2 193V192H1ZM130 193V192H129ZM163 193L165 194V196H163ZM167 193H169V195L167 194ZM189 193V194H190ZM201 193V194H200ZM208 193V194H207ZM211 193V192H210ZM213 193V197H211L210 196V203L212 204L214 201L212 200V198H214L215 199V197H214V195H217L216 193L214 194ZM223 193V192H222ZM221 193V190H220V194H222ZM233 193V192H232ZM238 193V192H237ZM240 194H238L239 196L242 194L241 192H239ZM245 193H243L241 196L243 197V196H247L248 197V195L247 194H245ZM202 194H204V195H202ZM207 194V195H206ZM226 194V193H225ZM235 194V193H234ZM245 194V195H244ZM3 195V194H2ZM170 198L168 201H170V203L168 202V201H165V198L167 197V196ZM198 195V196H197ZM202 195V196H201ZM230 195V194H229ZM262 195H264V193H262ZM262 195H260L259 194V196L260 197H262ZM82 196L85 198V199H82ZM131 196H134V195H132L131 194ZM218 198H220V196H222L221 198H220V202L218 201V198L216 197V199H215V201H218L220 204H221V202H222V204L220 205V206H218V205H216L215 203L216 202H214V204L215 205H211L212 206V208H213V206H215V208H213L214 209V211L215 210H217V208H218V214H220L219 213V207H220V209L222 210V211H224L223 213H230V210L231 209H229V211H228V209H226V210H224L222 207H224V206H226V205H224V202H226V197H227V200H230V199H228V198H230V197H228L227 195L226 196H223V194L222 195H219L218 194ZM231 196V195H230ZM237 196V195H236ZM241 196H240V198H241ZM246 196H245V198H246ZM249 196V197H250ZM167 197V198H168ZM224 197V198H223ZM237 198H238V196H237ZM10 199V198H9ZM87 199H90V202H87ZM199 198H197V200H198ZM84 200V201H83ZM195 200V199H194ZM245 200V199H244ZM261 200H262V198H261ZM12 201H15V203H18L17 201L18 200H12ZM165 201V202H164ZM207 201V202H206ZM205 202H203V203H206V205H210V203L208 202L209 200H206ZM213 201V202H212ZM231 201V200H230ZM239 201V198H238V200H237V202ZM241 202H238V203H242V198H241V200H240ZM168 202V203H167ZM228 202V201H227ZM237 202H235L236 204H237ZM171 204L172 206V208L170 209V208H167L166 206H165V204ZM218 203V204H219ZM230 203V202H229ZM227 204L228 206H230V204ZM248 202L246 201V204H244L243 203V205L244 206H248V205H250V202L247 204ZM253 203V204H252ZM82 204V205H83ZM189 204V203H188ZM202 204V203H201ZM231 204H234L233 202H231ZM235 204V205H236ZM251 204H252V209H253V207H254V209H256L257 210V207H258V210H259V206L261 205V204H264V203H261L260 202V204H258V206L257 207H255L256 206V203L254 204V202H251ZM138 205V204H137ZM191 204H189V206H190ZM203 205H205V204H203ZM202 205V206H203ZM206 205H205V207H206ZM222 205H224V206H222ZM254 205V206H253ZM24 207H25V204L23 205ZM30 205H28V207H29ZM195 206V205H194ZM216 206H218L217 208H216ZM232 207H234L233 205H231ZM231 206H230V208H231ZM246 206V207H247ZM23 207V208H24ZM27 207V208H28ZM208 207V206H207ZM250 207V208H251ZM26 208V209H27ZM34 208V207H33ZM184 208V207H183ZM189 208H191V207H189ZM193 208V207H192ZM210 208V207H209ZM227 208H229V207H227ZM248 208H249V206H248ZM260 208H262V205H261V207ZM187 209V208H186ZM208 209V208H207ZM211 209V208H210ZM209 209V210H210ZM213 209H211V211H210V214L212 215V213H214V211L212 212V210ZM252 209H250V210H248V211H250L249 213H250V215H252L251 214V210ZM184 210H185V208H184ZM220 210V211H221ZM255 210V211H256ZM258 210H257V212H255V213H259L258 212ZM262 210H264V209H262ZM33 211V210H32ZM188 211V210H187ZM190 211H192V210H190ZM198 210H197V208H196V212H197ZM221 211V212H222ZM228 211V212H227ZM247 211V212H248ZM186 212V211H185ZM196 212L194 213V211H193V214L195 215L196 214ZM202 212V211H201ZM212 212V213H211ZM216 212V211H215ZM246 212V213H247ZM260 212H262V211H260ZM222 213V214H223ZM249 213H248V216H246V215H240V217H242L243 216V218L244 217H247V220L248 219H251V220H253L252 219V217L253 218H255V214L253 213V215L252 216H250L249 215ZM29 214V213H28ZM191 213H189V215H190ZM199 214V218L198 219H200L201 221V223L199 222V224L198 225H200L201 227H203L204 229H202L200 226H199V228H201L202 230H205V227H207V225L210 223V221L208 222V224H206V221H208V219H206L205 218V216L203 215H201L200 213H199V211L197 212V214L196 215H198ZM262 214V213H261ZM194 215H192L191 217H193ZM195 215V217H193V219L195 218V219H197V217L198 216H196ZM26 216H28V215H26ZM30 216V215H29ZM258 216H260V217H262L261 215H258ZM2 217H4V218H2L3 220H1V222L2 221H4V219L5 220H7V219H9L10 218V221H12L13 219L15 220V218H13V219H11V217H9V218H5L6 216H2ZM207 218L209 217V216H206ZM249 217V218H248ZM256 217H257V215H256ZM260 217H258V218H260ZM24 218H26V217H24ZM242 218V219H243ZM21 219H23V218H21ZM28 219V218H27ZM197 219V220H198ZM245 219V218H244ZM256 219V218H255ZM261 219H264V218H261ZM19 219H17V221L16 222H18L19 223V226H21V227H23V224H20V220L18 221ZM196 220V221H197ZM209 220H210V218H209ZM251 220H248V223H246L247 221H245V223L247 224V226H246V224L245 223H243L242 225H244V227H248V224H249V226H250V224L251 223H253ZM257 220V219H256ZM259 220V219H258ZM8 221V220H7ZM251 221V222H250ZM21 222H24L25 223V221H24V219L23 220H21ZM147 222V221H146ZM164 222V223H165ZM171 222V223H170ZM224 222H227V221H225L224 220ZM258 222V221H257ZM261 222V220H259V222L258 223H260ZM8 223H9V221H8ZM13 223V224H12ZM11 224L12 225H14L15 227H18L17 225H18V223H17V225L14 223V222H12ZM232 224H234L233 222H231ZM257 223V224H258ZM3 224V223H2ZM238 223H235V228L237 227V226H239V225H237ZM213 225V224H212ZM215 225V224H214ZM237 225V226H236ZM256 225V224H255ZM259 225V224H258ZM261 225H262V223H261ZM3 226V225H2ZM1 226V227H2ZM14 226H11V227H14ZM210 228L212 227H214V226H211L210 224L208 225ZM7 227V226H6ZM9 227V226H8ZM11 227H9L8 229H11L10 231H12L13 229V233L11 232L10 234H13V235H11V238H12V236H14V235H18L20 232H23L20 228H11ZM181 227V226H180ZM259 227V226H258ZM209 228V229H210ZM211 228V229H212ZM3 229V230H2ZM1 230L2 231H0V232H4V234H6L5 233V228H2ZM17 229H20L21 231H15V230H17ZM24 229V228H23ZM84 229V228H83ZM182 229V228H181ZM207 229V228H206ZM210 229V230H211ZM238 229V228H237ZM257 229V228H256ZM235 230V229H234ZM261 230H264V229H262L261 228ZM9 231V230H8ZM7 231V232H8ZM15 231V232H14ZM24 231H26L25 229H24ZM88 231V230H87ZM230 231H231V227H230ZM237 231V230H236ZM19 232V233H18ZM207 232V231H206ZM222 232V231H221ZM249 232V231H248ZM90 233V232H89ZM185 233H187V234H189L188 232H185ZM184 233V235H186L187 237H188V235L187 234H185ZM209 233H211L210 235L211 236H208V238L210 237V241L211 242H213V243H211V245L212 244H214V245H212V246H210V248L208 249V248H204L203 246V248H204V252H203V254H204V257L206 258V260L208 261V262H210V263H217V264H246V262H244L245 260L243 259L242 260V258H244V257H242L241 258V254H238V253H236V251L233 249V248H231V247H229L231 244H230V242L229 241H225V238H227V236H228V238H229V235H226V237L225 236H223V234L222 233H220V231H218V230H215V227H214V230H211V231H209ZM232 233V232H231ZM233 233H235V232H233ZM232 233V234H233ZM236 233H238V232H236ZM255 233V232H254ZM8 234V233H7ZM22 235H23V233H21ZM21 234H19V236L21 235ZM26 234H28V233H25L24 232V235L22 236V237H24V239L26 240V238H30L29 240H31V237H30V235L28 234V236L29 237H27L26 236ZM231 234V235H232ZM239 234V233H238ZM14 236V238L11 240V238L9 239L8 238V240L10 241V242H8L7 241V239H5L6 241H4L5 242V244L6 245H8V243H11V245L12 246H14V248L13 249H11V250H9V251H11V253L9 252V255L8 256H11V254H14L15 253V250H16V253L15 254H19V252H20V250H18V248H19V246L20 245H22V243L20 244V241H22V239L21 238H18V236ZM190 235H191V233H190ZM200 235V234H199ZM201 235H203V233L201 234ZM209 235V234H208ZM230 235V236H231ZM233 235H235V234H233ZM233 235L231 236V237H233ZM2 236H4V235H2L1 234V238H0V242H2L1 241V239H2ZM20 236V237H21ZM26 236V237H25ZM186 236H184V237H186ZM235 236H237V235H235ZM193 237V236H192ZM191 236H190V238L188 237L187 239H189V241H191L190 239L192 238ZM207 237V236H206ZM212 237H213V239H212ZM230 237V238H231ZM6 238V237H5ZM87 238V237H86ZM200 238V237H199ZM205 238V237H204ZM235 238V237H234ZM3 239H4V237H3ZM20 239V240H19ZM24 239H23V241H24ZM202 239H203V237H202ZM202 239H200L201 241H206L205 239L204 240H202ZM228 240V239H227ZM195 241V240H194ZM194 241H191L192 242V246H194V244H193V242ZM200 241V242H201ZM3 242V243H4ZM6 242H8V243H6ZM25 242H27V245H26V247L28 246V242L30 243V242H32V241H25ZM197 243H195V245H197V247L199 248V244H200V242H198V241H196ZM206 242H208V241H206ZM227 242H229L228 244H227ZM199 243V244H198ZM262 243H264V242H262ZM5 244H3V245H1V243H0V248L2 249V247L5 245ZM230 244V245H229ZM236 244H238V243H235V245ZM10 244H9V247L10 248H12V246H11ZM37 245V244H36ZM5 247V246H4ZM4 247H3V249H4ZM9 247H8V249H9ZM29 247V246H28ZM27 247V248H28ZM195 247V246H194ZM196 247V248H197ZM202 247H200V248H202ZM260 250H261V252H264V245H261L260 244ZM7 248V247H6ZM16 248V249H15ZM31 248V247H30ZM202 248V249H203ZM0 249V251H2ZM29 249V248H28ZM32 249V248H31ZM30 249V250H31ZM5 250V249H4ZM14 250V253H12V251ZM17 251H19V252H17ZM31 251H33V250H31ZM241 251V250H240ZM5 252V251H4ZM26 252H30L29 250H26ZM6 253V252H5ZM35 253H37V252H35ZM34 252H32V254H35ZM39 254H41L40 252H39ZM39 254H36V255H39ZM28 255V254H27ZM34 256V255H32L33 257L32 258H35V257H37V256ZM240 255V256H239ZM13 256V255H12ZM29 256H30V254H29ZM42 256V255H41ZM41 256H39V257H41ZM259 256H261V254L259 255ZM17 257V256H16ZM21 257V260L23 259L22 258V256H20ZM256 257V256H255ZM255 257H253V258H255ZM11 257H9L8 259H10ZM13 258V260L15 259H17L16 261H17V263L16 264H20V262H19V259L20 258H15V257H12ZM12 258L10 259V260H12ZM258 259H256V261H255V264H264V258H259V257H257ZM40 259V258H39ZM28 260V259H27ZM37 260V259H36ZM44 260V259H43ZM214 260V261H213ZM16 261H14V262H16ZM24 261V260H23ZM42 261V260H41ZM40 261V262H41ZM43 262V261H42ZM45 262V261H44ZM49 262V261H48ZM249 262V261H248ZM22 263V262H21ZM254 264V260L251 262V264ZM23 264V263H22ZM44 264V263H43ZM50 264V263H49ZM248 264V263H247Z\"/></svg>", "mask_w": 264, "mask_h": 264}, {"label": "rangeland", "instance_id": "rangeland-1", "mask_svg": "<svg viewBox=\"0 0 264 264\" xmlns=\"http://www.w3.org/2000/svg\"><path fill=\"white\" fill-rule=\"evenodd\" d=\"M34 2L35 1H37V3H35V5L36 6H38V7H42L43 9H44V11L47 13V15L49 16V18L51 19V20H49L46 24L48 25H51V29H52V33H53V31H54V33L57 35H53L52 34V36H50V38H47L48 39V41H49V39H50V41L51 40H53L54 39V37H56L53 41H51L53 44V48H51V49H53V50H55V48L60 44L59 42L62 40L61 39V36H59V34H64L63 32L64 31H62L61 29H63V26L64 27H66L67 26V23H68V21H67V17H65L64 16V19L66 18V20L64 21V20H62V18L60 17V13H61V11H60V9H61V7H62V5L66 2V1H68V0H33ZM126 2H127V0H125ZM136 1H138V2H136ZM140 1H142V3L144 2V0H140ZM147 1H149V0H145V2H147ZM157 1V4L155 3ZM156 1H154V4L157 6H155L153 3H151V5H150V9L148 8V6L149 5H146L147 7H146V9L148 8L150 11L152 10L153 12H149V10L147 11V14L148 15H154V12L155 11H157L156 10V8L157 9H159L158 11H157V13L159 12V11H161L162 9H165V7H166V10H168V13H170L169 12V7L170 8H172V5H174L175 4V2H178V0H174V4H172L171 5V3L173 2L172 0H170V1H172L171 3H168V1L169 0H161L162 2H167V5H170V6H167L166 5V3H164L165 4V6H164V4L162 5L161 3H160V1L159 0H156ZM194 1V2H193ZM202 0H200V2H199V0H198V2H196V0H188V2H184L183 0L181 1L180 0V3L182 2H184L183 3V6L186 4V6H184L183 8H187V6L188 5H190V6H188V7H192V4H190V2H193V5H194V3L197 5V7L198 6H200L201 7V5L203 6V4H204V0L201 2ZM222 2L223 3V5H225V2L228 4V1L230 2V4H231V2H232V4L230 5V6H232L233 7V5H234V10H236V8H239V6L240 5H242L243 3L242 2H245V1H243V0H205V4L208 6V9H207V7H206V5L204 4V7H205V10L207 11V12H209L210 13V11H212V6H214L213 4L211 5V3L212 2ZM247 1V0H246ZM128 2H130V0H128ZM128 2H127V4H128ZM136 2V3H135ZM150 2H151V0H150ZM150 2H148L149 4H150ZM152 2H153V0H152ZM248 2H250V3H247V2H245L244 4H250V7H251V10H249V12H248V9L250 8L249 7V5H247V6H242L243 8L245 7L246 9V11L248 12L247 13V15L248 14H250V15H248L249 16V19L251 20V24L252 23H254V25H255V27H253V26H251V28L253 27L254 28V30H252V31H249V36H252V35H254V34H250V32H260L258 35L259 36H264V26H262V25H264V0H249ZM134 3V4H133ZM138 3V4H137ZM141 2H139V0H132L129 4H132L133 6H137V5H139ZM147 3V4H148ZM160 3V4H159ZM181 3V4H182ZM216 3H215V5H216ZM222 3H220V5L221 6H223L222 5ZM253 3V4H252ZM144 4V6H145V3H143ZM143 4H140L139 6H141V7H143ZM153 4V5H152ZM177 4V3H176ZM175 4V5H176ZM181 4H179V2H178V4L177 5H179V6H181L182 7V5ZM210 4V5H209ZM226 4V5H227ZM173 6V8H175L176 6ZM195 5V6H196ZM217 5H218V3H217ZM237 5V6H236ZM135 6V7H136ZM139 6H137V7H139ZM153 6H155V7H152ZM160 6H164V8H162L161 9V7ZM209 6H211L210 7V11H209ZM168 7V8H167ZM178 7V6H177ZM176 7V8H177ZM181 7H178L177 9L178 10H180V9H182ZM194 7V6H193ZM199 7V8H200ZM227 7H229V4L227 5ZM236 7V8H235ZM247 7H249L248 9H247ZM253 7V8H252ZM144 8V7H143ZM143 8H142V11H139L138 9H140V8H138L137 10H138V12H136V14L139 16V14L140 15H142V13H144V12H146V10L144 11L143 10ZM173 8L171 9V11L173 10ZM190 8H188L189 10H190ZM195 8V7H194ZM194 8H191V11L193 12V10H194ZM203 7H201L200 8V10H198V9H196L195 8V10H198L199 11V14L197 15H195L194 16V14L193 13H198L197 11H195V12H193L192 13V16L191 17H193L192 19H194V21H196L198 18H200V16L199 15H202L204 12L205 13H207L206 11H204L203 9H202ZM214 8H216V6L214 7ZM226 8V7H225ZM233 8H230V10H232ZM154 9V10H153ZM161 9V10H160ZM193 9V10H192ZM201 9H202V11H201ZM177 10V11H178ZM255 12H254V11ZM144 11V12H143ZM175 9L173 10V12H171L172 13V15H174V16H178L177 18H175L177 21L179 20V23H181V21L183 22L182 24H184L189 18H190V14H186L189 18L186 20V15L183 13L185 10H181V12L185 15H183L185 18H183L182 17V15H181V12L179 11L178 12V14H176L175 13ZM243 11V9L241 10V9H239V11H237V14H238V12H239V14L241 13ZM140 12V13H139ZM142 12V13H141ZM149 12V13H148ZM163 11H161L160 13H158V14H156L155 16L156 17H158V19L157 18H155V19H157L158 21L161 19V17L164 15L163 13H162ZM200 12H203V13H200ZM232 13H235V11L233 12V11H231ZM171 13H170V15H171ZM174 13V14H173ZM242 13H245L244 11L242 12ZM252 13V14H251ZM160 14H162V15H160ZM257 14V15H256ZM169 14H166V17H162V19L161 20H163L164 18V21L162 22L161 20V23H163L162 25V28L161 29H163V27H164V25L166 24L165 22H167V24H166V28L164 27V31H166V29H167V26H168V29H167V33H171L170 31L172 30L171 29V27L173 26H177L178 27V25H176V24H174L176 21H174V25L172 24V21L174 20L173 18H172V20H170L171 19V17H167ZM154 16V17H155ZM161 16V17H160ZM173 16V17H174ZM197 16H199V17H197ZM202 16H204V15H202ZM201 16V17H202ZM205 16H208L209 18H213V16H211V14H205ZM251 16H253V17H251ZM183 18L184 20H181V19H178V18ZM194 17H196L197 19H195ZM236 17H239V16H237L236 15ZM166 18L169 20V21H171L170 23H169V21L168 20H166ZM170 18V19H169ZM222 18H223V20L225 19V21H227L228 22V20L226 19V18H224V17H220V18H218L217 16H215V18L214 19H216L217 20V22L219 23V22H221V23H219L220 25H222V23H223V25H224V23H225V25L227 24V22H223V20H222ZM252 18V19H251ZM56 19H59V21H55ZM154 21H155V19L154 18H152ZM152 19H149L150 21L152 20ZM192 19L190 18L189 19V21L191 22L192 21ZM202 19H204L203 21H202ZM200 18V20L199 21H197V22H200V21H202V23L204 24V21L206 20V22H207V20H208V18L207 19H205V18ZM214 19H210V20H214ZM219 19V20H218ZM220 19L222 20V21H220ZM248 19V20H249ZM254 19V20H253ZM152 20V21H153ZM181 20V21H180ZM186 20V21H185ZM151 21V23H153ZM158 21H155V22H157L158 24H159V26L157 25V27H161V24H160V21L158 22ZM188 21V24L190 23ZM194 21H192V22H194ZM209 21V20H208ZM231 20H229V22H230ZM252 21H255V22H252ZM56 22V23H55ZM192 22H191V24H192ZM240 22H243V21H240ZM246 22V21H245ZM250 21H248V23H249ZM63 23V25H61ZM171 24V25H169V24ZM178 23V24H179ZM201 23V22H200ZM208 23V22H207ZM214 23H215V20H214ZM212 24V22H209V24H210V27H211V30L213 31V29H212V27L215 25V24ZM233 22L231 21L230 22V25L232 24ZM236 23V22H235ZM234 23V24H235ZM239 23V22H238ZM238 23H236V25L237 26H241L242 27V25H244V23H242V25H239ZM248 23L247 24H245V25H248ZM45 24V25H46ZM154 24V26H155V23H153ZM181 24V25H182ZM188 24H184V26H186L187 25V27H190ZM196 24V23H195ZM195 24H194V26H195ZM209 24H207V27H205V25H204V27L205 28H207L208 30H210L208 27V25ZM229 24V23H228ZM250 24V23H249ZM250 24V25H251ZM45 25H43V27L45 26ZM66 25V26H65ZM180 25V24H179ZM196 25H198V26H201V28L203 27L202 25H200L199 23L198 24H196ZM220 25H219V27L216 25L214 28L215 29H217V27H218V29L220 28ZM233 25V24H232ZM243 26V27H246V26ZM249 25V26H250ZM257 25V26H256ZM59 26V27H58ZM153 26V25H152ZM171 26V27H170ZM184 26H183V28H184ZM193 26V25H192ZM191 26V27H192ZM227 26V25H226ZM226 26H222L224 29L226 28ZM42 27V28H43ZM58 29H57V28ZM157 27H155V28H153V30H155V32L154 31H152L151 30V36L153 37L154 35H152V32H153V34L155 33L156 35H157V38H160V37H164V36H159L158 37V35L159 34H157L156 33V29H157V31L159 32V33H161V34H163V32L164 31H162V32H160V30L157 28ZM169 27H170V29L171 30H169ZM176 27V28H177ZM181 28V31H183L182 30V26H180ZM196 27V26H195ZM222 27H221V29H222ZM227 27H231V26H227ZM248 27V26H247ZM258 27V28H257ZM42 28H41V30H42ZM61 28V29H60ZM67 28V27H66ZM175 28V27H174ZM174 28H173V30H174ZM186 28V27H185ZM184 28V30H185V32H186V29ZM192 28H194V27H192ZM249 28V27H248ZM55 29H57V30H61L60 32L59 31H57V30H55ZM180 29H179V31H180ZM204 28H202V30H203ZM207 29H204V31H206ZM40 30V31H41ZM65 30V29H64ZM173 30H172V34H173ZM178 30V29H177ZM177 30L175 29V31H176V33H177V35L178 36H180L179 34H178V32H177ZM190 30V31H189ZM194 30H196L195 32L197 33H199L201 30L199 29V31L197 30V27H196V29L194 28ZM194 30H191V29H188L187 30V32L189 31V32H191L190 34V37H193L192 36V31L194 32ZM207 30V31H208ZM256 30V31H255ZM169 31V32H168ZM175 31H174V33H175ZM180 31V32H181ZM204 31H201L200 33H201V35H202V32H204ZM206 31V34H203L204 36H203V38H202V36H201V38H202V40L203 41H205L206 42V44L208 43V46L211 44L212 45V43L214 42L215 44H216V38H220V40H222L223 38H226V36H228V39H229V37H230V35H228L229 34V32H228V34L226 35V36H222V35H225L224 33H226L225 31L224 32H220V34H222V35H219L218 34V36H221V37H214V33H216L215 31H213V33H209V32H207ZM211 31V32H212ZM59 32V33H58ZM184 32V31H183ZM183 32H181V33H183ZM188 32V33H189ZM193 33V34H196V33ZM167 33H166V37L167 38H170V36H172L171 34H169V36H167ZM176 33H175V36L177 37V35H176ZM197 33V35H198V37H199V34ZM205 33V32H204ZM41 34V32H39V34L36 36V39H37V37L39 36ZM150 34V33H149ZM160 34V35H161ZM165 34V33H164ZM184 34L185 33H183V35H181V36H183V37H185L184 36ZM209 34V36H207V37H209V39H205L204 40V37H206L205 35H208ZM210 34H212L213 36H210ZM231 34V33H230ZM257 34V33H256ZM255 34V35H256ZM156 35H155V38H156ZM186 35V34H185ZM188 35V34H187ZM216 35V34H215ZM254 35V36H255ZM257 35V36H258ZM150 36V37H151ZM174 36V37H175ZM189 36V35H188ZM196 35H194V37H195ZM254 36H252V37H254ZM258 36V37H259ZM53 37V38H52ZM59 37V38H58ZM173 37V36H172ZM171 37V38H172ZM197 37V39H199ZM206 37V38H207ZM211 37H214V38H211ZM223 37V38H222ZM57 38L59 39V42L57 43ZM141 38H143V37H141ZM180 38V37H179ZM201 38L198 40V41H200L201 40ZM211 38V39H210ZM35 39V40H36ZM61 39V40H60ZM144 39V38H143ZM143 39H140V40H143ZM177 39H178V37H177ZM181 39H186V37L185 38H181ZM188 39V38H187ZM186 39V40H187ZM194 39V38H193ZM196 39V40H197ZM213 39V40H212ZM227 39V40H228ZM253 39V41H254V39L256 40V37L255 38H251V40ZM260 40L261 41V43L262 42H264V41H262L261 39H264V38H257V40ZM145 40V39H144ZM180 40V39H179ZM190 41L192 40V38L191 39H189ZM189 40H187L186 41V43H188L189 42ZM196 40H192V43L194 42V41H196ZM229 40H231V37H230V39ZM229 40H228V42H229ZM258 40V41H259ZM54 41H56V43H54ZM183 41V40H182ZM196 42L197 43V45L196 46H198V47H200L199 45H201V44H198L199 42ZM208 41H210V42H208ZM212 41V42H211ZM219 40H217V42H218ZM223 41V40H222ZM220 42V43H224V41L226 42V40L224 39V41L223 42ZM257 41V42H258ZM35 42V41H34ZM38 42V41H37ZM37 42H35L36 44H37ZM51 42H48V43H50L51 44ZM204 42V43H205ZM34 43V44H35ZM183 43V42H182ZM195 42H194V45L196 44ZM203 43V42H202ZM210 43V44H209ZM230 43V42H229ZM259 43V42H258ZM36 44H35V46H34V49L35 50H33V58H34V60H35V63H36V65H35V70L33 71L34 72V74L35 73H38L39 72V70H40V72L43 74V76H44V78H46V76L48 75V72H47V70H46V66L48 65V64H50V62L52 63V60H53V63H55V62H58L57 60H59V59H57L58 57L60 58V52H58V55H57V53L55 52V53H52V55L51 56H47V59H45L46 57H44V55H43V51L40 49L39 51H37V53H36V50H38L39 48H37L36 47ZM55 44V45H54ZM183 44H185V41H184V43ZM188 44H191L190 42L188 43ZM205 44V45H206ZM214 44V45H215ZM204 45V46H205ZM209 46V47H207V45H206V47H207V49L209 48L210 50L212 49V48H214V46ZM218 45H221V44H218ZM261 45V44H260ZM56 46V47H55ZM216 46H217V44H216ZM262 47H264V45H261ZM60 47V46H59ZM197 47V48H198ZM211 47V48H210ZM229 47V49H227ZM226 49H222L223 51H224V55L228 52V53H230L231 52V50H233L232 49V47L231 46H228ZM49 48H50V46H49ZM196 48V50H198V49H200V48H198L197 49ZM50 49V50H51ZM202 49H204V48H202ZM206 49V48H205ZM204 49V53H203V51H199L198 53L200 54V55H204L205 54V50ZM209 49L207 50L208 52H207V54H209ZM242 49V48H241ZM241 49H237V51H239V50H241ZM262 49V48H261ZM201 50V49H200ZM227 52H226V51ZM235 50V51H234ZM233 51H232V53H234V54H236L235 56H237V54H238V57H239V53H237L236 52V49H234ZM262 50H264V49H262ZM211 51H214V49L213 50H211ZM210 51V52H211ZM215 51H217V50H215ZM215 51H214V53H215ZM221 51V50H220ZM219 51V54H221V52ZM230 51V52H229ZM242 51V50H241ZM244 51V50H243ZM256 51V50H255ZM40 52H41V54H40ZM240 52V51H239ZM202 53V54H201ZM241 53V52H240ZM254 53H256V52H254ZM216 54V53H215ZM231 54V53H230ZM233 54V55H234ZM42 55V56H41ZM53 55H55V56H53ZM57 55V56H56ZM210 55V54H209ZM213 57H214V54H211ZM227 55V58H228V56H231L230 58H232V54L231 55H228V54H226ZM241 55V54H240ZM246 55V54H245ZM196 56H199V55H197V53H196ZM205 56H206V54H205ZM216 56V55H215ZM221 56V58L220 59H222V55H220ZM244 56V54L242 55V57ZM247 56V55H246ZM44 57V58H43ZM201 59H202V57L201 56H199ZM198 57V59H199V61H203V60H201L200 58ZM206 57H208V55L206 56ZM210 57V56H209ZM225 57V56H224ZM224 57H223V59H224ZM217 58H218V55H217ZM41 59V60H40ZM56 59V60H55ZM203 59H205V58H203ZM209 59H212L211 57L209 58ZM208 59V60H209ZM219 59V60H220ZM225 59H226V57H225ZM43 60H46V61H43ZM48 60H50V61H48ZM55 60V61H54ZM205 60H207V59H205ZM215 59H212V62L214 61ZM222 61H225V60H222ZM227 61H229V59L227 60ZM226 61V62H227ZM204 62V61H203ZM202 62V63H203ZM210 62H211V60H210ZM211 62V63H212ZM217 62V61H216ZM225 62V66H227V64L229 63H226ZM231 62V61H230ZM202 63H200V65L202 64ZM206 62H204L203 64H205ZM210 63V64H211ZM219 63V62H218ZM208 64V63H207ZM207 64H205V65H203V67L204 66H206ZM210 64H208L209 66H210ZM214 64H215V61H214ZM221 64H223L224 65V62L223 63H221ZM207 65V66H208ZM218 65H220V63L218 64ZM223 65H220V66H222V68L224 67ZM36 66H38V67H36ZM55 66V65H54ZM53 66V67H54ZM178 66V65H177ZM176 66V68H178V67H180V66H178L177 67ZM212 66H214V65H212ZM220 66H217V68L218 67H220ZM215 67H216V65H215ZM229 67V68H228ZM230 67H231V64L229 65L228 64V66L226 67V69L228 68L229 70H230ZM56 68V67H55ZM201 68H202V66H201ZM211 68H213V67H211ZM216 68V69H217ZM261 66H257V68H255L254 70L256 71V73H257V76H259V77H257V78H260V75H261V77H262V73L260 74V73H258V72H260V70H261V72H264V71H262V70H264V68H261ZM39 69V70H38ZM57 69V68H56ZM180 69V68H179ZM204 69V68H203ZM214 69V68H213ZM215 69V70H216ZM182 70V69H181ZM181 70H180V72H181ZM208 70L210 71V67L208 68ZM212 70V69H211ZM218 70V69H217ZM54 71H56V76H55V73H54V75H53V77H52V84H55V82L58 84V86L60 85V84H63L62 83V80L64 79V77L63 76H61L60 74L61 73H58V69L57 70H55L54 69ZM177 72H178V69L176 70ZM207 71V70H206ZM220 71V70H219ZM67 72H68V75H69V73L71 74V69H68L67 70ZM221 72H224V70L223 71H221ZM260 74V75H259ZM36 75H38V74H36ZM189 75V74H188ZM54 76L56 77V78H54ZM60 76V77H59ZM181 76H183V75H181ZM181 76L179 77H177L178 78V80L180 81V84H181V79L182 80H184L183 82L185 83L186 82V79H191V76H187V74H185L184 76H185V79H183V78H181ZM35 75L34 76H31L30 75V77H29V79H27V87L28 88H30V85H31V88L30 89H32V88H35L38 92H40V90L42 91V87L39 85L40 83H39V80L38 79H36V80H38V81H36L35 80ZM59 77V78H58ZM187 77V78H186ZM189 77V78H188ZM231 77V80L230 79H227V78H230ZM226 76L225 78L226 79H224L223 78V81H221L222 83H224V84H222L221 82L219 83V84H216L214 81H211V83H209L210 81H204L203 82V84H205V85H203L204 86V88H205V90L207 89V86H208V84H209V86H208V89L206 90V91H208L207 93H208V97L206 98V99H203V100H198V99H195L194 101H193V106H192V108H191V110H190V116L189 117H184V118H181V119H179L180 117H178V112L174 109H172V107L174 108V106L176 107V105H177V103H180L181 105H183L184 104V106L185 105H187V104H185V102H183L182 103V101L185 99L187 102H189L190 100H187L186 99V97H188V98H190L189 96H186L187 95V92H184V94L186 93V97L185 96H183V95H181L180 94V92H179V94L181 95V97L183 96V97H185L184 99L183 98H180L179 96L180 95H178L176 98H174L176 95H177V91H179V90H177V89H179L178 87H177V85L176 86H174V87H176L175 89H174V87H173V89L174 90H176V93L174 92V93H171V94H173V95H175L173 98H171V96H170V98L168 99V100H170V103H168L169 101L166 99V98H168L167 97V95L164 97V96H162L161 94V96H162V98H164V99H161L160 98V101L161 100H163V102H161L160 103V101H158V100H156V98H157V96H155V95H153V99H152V95H151V100H153L154 102H155V105L154 106H152L154 103H152L151 104V106H150V108H149V111L146 113L145 112V110H144V108L143 107H141V106H139V107H137L138 105H137V103H136V99L137 98H139V97H142L141 95H140V93H139V95H137L138 93L137 92H133V93H131L130 94V99L128 100V102H126L124 105L122 104V105H117V111L115 112V113H110L109 114V116H108V114L105 116V115H103L104 116V118L107 120L106 122H107V124L109 125V127H108V125H107V129H102V131L101 130H99L98 128H96V127H93L91 124V126L89 127V124H87L88 125V127H89V129L91 128V135H89L88 133H90V131L88 132V133H85V132H83V131H85L86 129L85 128H87V125H86V123H89L90 122V120L89 119H87L86 118V120H84L85 119V117H89V116H87V114L88 115H90V110H89V107H91L92 106V103L90 102V101H86V96H85V98H81V97H83V95L82 96H79L78 97V94H76V90L79 88V87H77V86H72L70 83H69V81H70V78L68 77V76H66L65 78L68 80V82H67V84H65L64 85V87H65V89L66 88H70L71 90H72V93H75L76 94V96L78 97V98H76V99H78V104H79V102L81 103V105L83 104L84 106H85V112L86 111H88V112H86V115L84 116V118L83 117H81V113L79 114V112H76V116L77 117H79V120H78V118L77 117H75L74 115L72 116V117H70V120H71V122H72V128H73V134H74V136H72V135H70V138L71 139H73V137L75 138L77 135L78 136H80V132H83V133H85V137L87 136V134H88V136H90V138H91V136H92V133H93V135H94V133H95V135H96V133H97V137L99 138V139H103V138H105V140H106V136H108V138H109V140H112V141H114V142H116V144L115 145H118L119 144V146L124 150V152L128 155H130L129 157H132L131 159L133 160L132 162L134 163V166L137 168V170L138 171H140V172H138L137 171V173H141V174H139V176H138V178L140 179L141 177V180L143 181V184H145V185H147L148 186V184H151V183H155V180H156V178H157V182L156 183H158V180H160L159 182H162L163 184H161V186H164V188L166 189V191L164 190V193L165 192H168L167 190V188L169 187V188H171L170 190L171 191H173L175 194H179V195H181V197L182 198H184L185 200H186V202H187V206H183L184 208H185V210H184V208L183 207H180V206H178V208L179 209H177V208H172L173 206L171 205V204H167L168 202L170 203V201H168L170 198L168 197H166L165 198V201H168L166 204H165V206L167 207V208H172L173 210L172 211H170L169 213H173L172 215H171V217H172V219H174V222L176 223H178V225H176L174 228H172L173 229V231L175 232V236H178L179 234H180V230H182V229H185L186 230V232H188L189 234H187V233H185V234H187L188 235V237L190 238V236L192 237L190 240L191 241H194L193 242V244L195 245V243H197L196 241H198V242H200L201 240L200 239H202V237H203V239L202 240H204L205 238V240L206 241H208V242H206V241H201L200 242V244L198 245L199 246V248L197 247V245H195L197 248V250H196V252L198 253L197 255H198V258L200 259V260H204L205 261V257H204V254H203V252H204V248H210V246H212V245H214V244H212L211 245V243H213V242H211L210 241V237L208 238V236H211L210 234L211 233H209V231H211V230H214V227H215V230H218V231H220V233H222L223 234V236H225L226 237V235H229V238H228V236H227V238H225V241H229L230 242V246L229 247H231V248H233L235 251H236V249L238 250V251H240L241 253H243L244 254V262H246V264L248 263V264H251V262L254 260V264H255V261H256V259H258L257 257H259V258H264V252H261V250H260V244L261 245H264V243H262V242H264V230H261V228L262 229H264V219H261V218H264V210H262V209H264V204H261L262 205V208H260L261 207V205L259 206V210H258V204H260V202L261 203H264V195H262V193H264V192H262V193H260L261 192V190L260 189H262V187H264V149H261V147L260 146H262V145H259V143H257L260 139H261V137H264V133H262V132H264V98H261L260 97V99L259 98H257V97H254V96H251V95H246V93H244L245 91L244 90H246L245 88H241V89H243V92H242V90L241 89H239V90H241V91H239V90H237V89H235V90H233L232 89V87H231V84H234L236 81H238V83L239 82H241V79H239V78H232V76ZM55 80H54V79ZM177 78H174V79H176L177 80ZM181 78V79H180ZM60 79H62V80H60ZM189 79V80H190ZM261 79V81L262 80H264V79H262V78H260ZM57 80H58V82H57ZM188 80V81H189ZM233 81V82H231L230 83V81ZM234 80H235V82H234ZM33 81H35L36 82V84H34L35 82H33ZM61 81V82H60ZM66 81V80H65ZM228 81V82H227ZM183 82H182V85H181V87L183 86L184 87V89L186 90L187 88H191V87H187L188 85H186L187 84V82H186V84H184V85H186V86H184L183 85ZM38 83V84H37ZM68 83H69V85H68ZM225 83H228V84H230V85H228L227 86V84L225 85ZM237 83V82H236ZM30 84V85H29ZM56 84V85H57ZM180 84L178 85L179 87H180ZM201 84V83H200ZM211 84H213V85H211ZM222 84V85H221ZM32 85L34 86V85H36V86H34V87H32ZM68 85V86H67ZM207 85V86H206ZM214 85H215V87H214ZM219 85V86H218ZM223 85H225V86H223ZM40 86V87H39ZM166 86H167V88H166ZM164 88H165V90L167 89H172L171 88V86L169 85H166ZM199 87H197V88H200V87H202V84L201 85H198ZM211 86V87H210ZM217 86V87H216ZM227 86V87H226ZM60 87V86H59ZM162 87V86H161ZM181 87H180V89H181ZM186 87V88H185ZM225 89H224V88ZM228 87H231V89L230 88H228ZM41 88V89H40ZM54 87L52 86V89H53ZM163 88V87H162ZM162 88H160V89H158V87H157V89L160 91V90H162ZM164 88H163V90H164ZM203 88V89H204ZM210 88V89H209ZM212 88V89H211ZM215 88H218V89H215ZM33 90V92L35 93V91L36 90ZM75 89V90H74ZM155 89V91H157L158 92V90L156 89V88H154ZM183 88H182V90H184ZM201 89V88H200ZM202 89V90H203ZM214 89V90H213ZM54 90V89H53ZM53 90H51V91H53ZM60 90H62V92H63V88H59V91ZM174 90H172V91H174ZM188 90V89H187ZM202 90H200V91H202ZM210 90V91H209ZM55 92L57 91V89L56 90H54ZM65 91V94H60L59 92V94L60 95H58L59 97H60V99H65V100H67L68 98H66L65 96H63V95H66V94H68L67 93V91L66 90H64ZM154 91V90H153ZM190 91H193V90H189L188 91V94H189V92ZM196 91L197 92H200L199 91V89L197 90L196 89ZM37 92V93H38ZM61 92V91H60ZM182 92V91H181ZM211 94H210V93ZM134 93H136L135 95H134ZM142 93V92H141ZM144 93V92H143ZM153 93H155V92H153ZM193 94H194V91L192 92ZM74 94V95H75ZM166 94V93H165ZM168 94V95H169ZM190 94H191V92H190ZM196 94V93H195ZM211 96H210V95ZM42 96H43V94H41ZM143 95H145V93L143 94ZM158 95V94H157ZM159 95V96H160ZM164 95V94H163ZM137 96V97H136ZM158 96V97H159ZM160 96V97H161ZM191 96V95H190ZM193 96V95H192ZM191 96V97H192ZM65 97V98H64ZM144 97V96H143ZM155 98V99H154ZM178 98V99H177ZM82 99H85L84 101L85 102H87V103H85L84 104V102H82ZM166 99V100H165ZM179 99H183L181 102H179ZM133 100H135V101H133ZM139 100V99H138ZM175 100H176V102H175ZM184 100V101H185ZM198 100V101H197ZM152 101V102H153ZM171 101H173V103L171 104ZM134 104H133V103ZM164 102H166V103H164ZM198 102H202V103H204L205 105H207L210 109H211V111H212V115H211V118H210V120H209V122H207L206 124L204 123H202L203 125H209V126H202V124L200 125V122L198 123L199 125H200V127H201V129L197 126V122L198 121H194L192 118H191V113H192V110H193V107H194V103L195 104H197ZM89 103H91V104H89ZM130 103H132V104H130ZM156 103H157V105H156ZM159 103V104H158ZM168 104H171V106L169 105V107L167 106ZM179 104V105H180ZM126 105V106H125ZM134 105H136V106H134ZM162 105V107L160 108V106ZM79 107H80V104L78 105ZM123 106V107H122ZM178 106V105H177ZM164 107H166V108H164ZM179 107V106H178ZM178 107H176V108H178ZM86 108H88V109H86ZM158 108V109H157ZM163 108V109H162ZM169 108V109H168ZM59 109L60 110H62V107H59ZM133 109H137L136 110V114H134V112H135V110H133ZM162 109V110H161ZM167 109H168V112H167ZM222 109V110H221ZM234 109V110H233ZM73 109H71L70 108V110H68L69 112L68 113H74L73 111H72ZM75 110V109H74ZM171 110V111H170ZM76 111V110H75ZM125 111H127V112H125ZM139 111V112H138ZM141 111H143V113L141 112ZM120 112H122V114L120 113ZM155 113L154 115H152L153 113ZM167 112V113H166ZM219 112H221V113H219ZM124 113V114H123ZM127 113V114H126ZM75 114V113H74ZM114 114V115H113ZM135 116V115H137V116H133V115ZM141 114V115H140ZM142 114H144V115H146V114H148V115H150V116H144V115H142ZM156 114L159 116H156ZM80 115V116H79ZM112 115V116H111ZM118 115H119V117H118ZM129 115V116H128ZM139 115V116H138ZM220 115H222V116H220ZM91 116V119H92V117L94 116H92V115H90ZM128 116V117H127ZM153 116V117H152ZM163 116V117H162ZM102 117V116H101ZM100 117V118H101ZM110 117H112L111 119H112V121H111V119H108V118H110ZM116 117V118H115ZM160 117H162V118H160ZM228 117V118H227ZM80 118H83L82 120L80 119ZM99 118V119H100ZM118 118V120H120V122L118 121V120H116ZM130 118V119H129ZM143 118V119H142ZM150 118V119H149ZM189 118V119H188ZM93 119H97L95 116L93 117ZM124 119H126V120H128L127 122H124V121H126V120H124ZM138 119H139V121L140 122H138ZM146 119H148V120H146ZM155 119V120H154ZM79 121V122H81L82 121V123H78V122H76V121ZM87 120H89V121H87ZM100 120H102V118L100 119ZM113 120H114V123L112 124V126L114 127V126H116V128H117V126H118V132L114 129L113 131L111 130L110 131V129H111V123L110 122H113ZM163 120V121H162ZM179 120H180V122H179ZM181 120H193L194 121V124H195V122H196V126L193 124V126L191 127V128H193V129H191V128H186L185 127V125H183V121H181ZM226 120V121H225ZM74 121V122H73ZM83 121H86V123H84V126H82L81 124H83ZM132 121H135L134 123H132V124H129V123H131ZM142 121V122H141ZM144 121V122H143ZM145 121L148 123V121H149V123L152 125V127H151V125H149V124H147V125H149V127H151V128H153L154 129V127L156 128V126L158 127L159 125H160V123H161V126H159V127H161V128H163L164 126L163 125H165V127L164 128H166V129H163L164 130V133H166L167 134V132H166V130H168V133H170V131L171 132H175V133H170L169 135H172V136H168V138H169V140H166V139H163V140H165L166 142H164V141H161V139H162V135L163 134H160L159 132H157L156 130L157 129H159V127L158 128H156V130L154 129V130H152L151 128H150V130H149V132H146V133H148V134H141V133H143L144 132V129H146V128H148V127H146V128H142V126L143 125H141V123L143 124H146L145 123ZM154 121V122H153ZM160 121V122H159ZM212 121H214V122H212ZM123 122V123H122ZM137 122L139 123V125H141V127H139L138 125H137V128H136V124H137ZM234 122H235V125H237L238 127H236L235 128V126L234 125H232V124H234ZM76 123H78L79 124V126H78V124L76 125ZM120 123V124H119ZM158 123V124H157ZM209 123V124H208ZM214 124V126H213V124ZM222 123V125H220ZM226 123V124H225ZM232 123V124H231ZM61 124H63L62 122H61ZM74 124H75V126H76V128H75V126H74ZM116 124H118V125H116ZM127 125V127L129 126H131L130 128H129V131H128V129H127V127H126V125ZM134 124V125H133ZM168 124V125H167ZM223 124H225V125H223ZM82 127H81V126ZM123 125V126H122ZM133 125V126H132ZM154 125H156V126H154ZM228 125H230V127L228 126ZM125 126V127H124ZM170 126H171V128H170ZM183 126V127H182ZM221 126V127H220ZM228 126V127H227ZM233 126H234V128L235 129H233ZM250 126H251V130H250ZM78 127H80L79 129L81 130V128H83L84 130L83 131H80V130H78ZM113 127H112V129H113ZM186 129H185V128ZM196 127L198 128L197 130H199V131H196ZM208 127V128H207ZM232 127V128H231ZM246 127V128H245ZM94 128V129H93ZM108 128H110V129H108ZM123 128V129H122ZM135 128H136V130L138 129H140L141 128V131H142V129H143V132H141V133H139L138 132V130L136 131L135 130ZM160 128V129H161ZM211 128V129H210ZM220 128H222L221 130H220ZM224 128V129H223ZM240 128V129H239ZM76 129V130H75ZM88 129V128H87ZM88 129V130H89ZM218 129V130H217ZM246 129V130H245ZM87 130V131H88ZM97 130V131H96ZM107 132L105 135L103 134V132H105V131ZM108 130L110 131V132H108ZM121 130V131H120ZM124 130H125V132H124ZM131 130H133L132 131V134L131 133H129V132H131ZM151 130H152V132L153 131H156V133H159L162 137L160 138V140H159V142L157 141L158 139V137H156V136H154L156 139H153L152 138V141H150V143H148L149 142V138H148V140H145L146 141V144H145V141L143 140H141L142 141V143H140V137H139V135L141 134V136H143V138H145L147 135L151 138V137H153V135H155V134H150L151 133ZM193 130V132L195 133V132H197V133H191V132H187V131H192ZM231 130V131H230ZM250 130V131H249ZM79 133H78V132ZM94 131V132H93ZM96 131V132H95ZM122 131H123V134H122ZM140 131V130H139ZM146 131H148V130H146ZM186 131V132H185ZM200 131H201V133H200ZM207 131V132H206ZM236 131V132H235ZM249 131V132H248ZM257 131V132H256ZM99 132V133H98ZM119 132H120V134H119ZM161 132H162V130H161ZM177 132V133H176ZM210 132V133H209ZM214 132H216V134L214 133ZM219 132V133H218ZM227 132V133H226ZM231 132V133H230ZM252 132V133H251ZM254 132V133H253ZM115 133H118V134H115ZM125 133V134H124ZM137 133V134H136ZM153 133H155V132H153ZM184 135H183V134ZM200 133V134H199ZM203 133H204V136H203ZM213 133H214V135H213ZM218 133V134H217ZM222 133H224V134H222ZM233 134L232 136H240L241 138H246L247 137V140L250 138V136H251V140H252V138H254V140H252V141H247L246 139V142H245V140H244V142H241V143H243L244 144V146H241V145H243V144H238L239 145V149L236 147L237 145L235 144V141L236 140H240V137H239V139L237 138L234 142L233 141H231L230 140V137L228 138V137H226L227 139H229V142H227L226 141V144H229L230 142V146L233 144V146H231V147H233L234 149H238V150H234V149H229L230 147H229V145H228V147H226L227 145H225V143H224V145H225V148L227 149V150H225V148H224V146L223 147H221V145H220V147H218L219 146V144H217L215 141L216 140H213L217 145L215 146H213V144L210 142V139H208V138H210V137H214V136H216V137H214L213 139H219L220 141H222V142H224L223 140L225 139H223V137L224 136H226V135H228V134ZM236 133H238V134H236ZM76 134V135H75ZM103 134V135H102ZM109 134V135H108ZM129 134V135H128ZM150 134V135H149ZM175 134V135H174ZM190 134V135H189ZM196 134H197V137H196ZM199 134V135H198ZM226 134V135H225ZM241 134V135H240ZM119 135H122V136H119ZM136 135H138V139H139V142H137L136 140H138L137 138L135 139V137H137ZM159 135V136H160ZM181 135V136H180ZM212 135V136H211ZM219 135V136H218ZM78 136H77V138H78ZM87 136V137H88ZM105 136V137H104ZM126 136V137H125ZM147 136V137H148ZM193 136H195V137H193ZM204 138H203V137ZM206 136V137H205ZM223 136V137H222ZM229 136V135H228ZM249 136V137H248ZM254 136V137H253ZM86 137V138H87ZM93 137V136H92ZM96 137V136H95ZM103 137V138H102ZM120 137V138H119ZM125 137V138H124ZM171 137H173L174 139H175V141H174V139L173 138H171ZM208 137V138H207ZM122 138V139H121ZM167 138V139H168ZM179 138H181V141L179 140ZM188 138V139H187ZM196 138V139H195ZM201 138V139H200ZM207 138V139H206ZM233 138V139H232ZM231 139L232 140H234L235 139V137H232ZM256 138H257V142H256ZM88 139H89V137H88ZM124 139V140H123ZM126 139V140H125ZM142 139V138H141ZM172 139V140H171ZM193 139V140H192ZM195 139V140H194ZM223 139V140H222ZM226 139V140H227ZM75 140V139H74ZM104 140V139H103ZM102 140V141H103ZM179 140V141H178ZM186 140V141H185ZM192 140V141H191ZM199 140V141H198ZM209 140V141H208ZM219 140H218V142H219ZM243 139H241V141H242ZM262 140H264V139H261V141H259L260 142V144H264V143H261L262 142ZM102 141H100L101 143H102ZM133 142V143H135L136 142V146L137 145H139V146H137V149H138V154H133L132 153V151H134L133 149L135 148L134 146V148L131 146H126L127 144H132L131 142ZM148 141V142H147ZM153 141H154V143H153ZM158 143H157V142ZM170 141H174L173 143H175V144H173V143H171ZM191 141V142H190ZM194 141V142H193ZM212 141V142H213ZM121 142H123V143H121ZM128 142V143H127ZM130 142V143H129ZM144 142V143H143ZM178 144H177V143ZM200 142V143H199ZM222 142H220V144H222ZM238 142V141H237ZM236 142V143H237ZM250 142H252V145H250L249 143ZM59 142H57V141H55L54 143H51V146L52 147H54L55 149H56V147H57V145L55 146V144H58ZM100 143V145L102 146L103 144H101ZM138 143V144H137ZM145 144V145H151V147L154 149V151L152 150V148L151 147H149L150 148V151L148 152V151H146L147 150V146H142V145H140V144ZM167 143V144H166ZM168 143H170L172 146L173 145H175V147L177 146V148H179V149H177V154L173 157V158H175L174 159V161L176 162V159H177V163H176V165L178 164L179 166H178V168H176L174 165H175V163H174V165H172V164H170V163H173L174 161H173V159L172 160H170V161H168L167 159H165L164 160V149H165V147H166V145L168 146V147H170V148H173L172 146H170V144H168ZM181 143H184V144H182L181 145ZM187 143V144H186ZM191 143V144H190ZM214 143V144H215ZM238 143H240V142H238ZM60 144V143H59ZM123 144V145H122ZM152 144L154 145V146H152ZM158 144H160V145H158ZM163 144V145H162ZM165 144V145H164ZM199 144V145H198ZM247 144V145H246ZM249 144V145H248ZM133 145V144H132ZM162 145V148H157L159 151V153H156V151H157V149H156V147L157 146H161ZM180 145V146H179ZM186 147H189V148H186ZM190 145V146H189ZM206 145H208V146H206ZM210 145H212V146H210ZM259 145V146H258ZM101 146H99V147H101ZM125 147V149H124V147ZM141 146H142V148H141ZM184 146V147H183ZM195 146V147H194ZM209 146H210V148H209ZM59 147V146H58ZM60 147H63L62 145H60ZM139 147H140V149H139ZM204 147V148H203ZM207 147V148H206ZM213 147L214 148H217V149H214L213 150ZM169 148V149H170ZM203 148V151L201 150ZM221 148V149H220ZM143 150V149H145V150H143V151H145V153H143V154H139V153H142V152H140L139 150ZM160 149H162V150H160ZM199 149V150H198ZM207 151H206V150ZM261 149V150H260ZM141 150V151H142ZM217 150H219V151H217ZM225 150V151H224ZM163 151V152H162ZM178 151H179V154H178ZM186 151V152H185ZM205 151V152H204ZM211 151V152H210ZM152 154H151V153ZM154 152V153H153ZM203 152V153H202ZM213 153H215V154H213ZM237 153V155L239 156V155H241V156H237L239 159H240V157L242 158V160L240 159H238V160H236V156L235 155H233V154H236ZM239 153V154H238ZM49 154H54V153H49ZM147 154L148 155H150V156H148V158L146 157L147 156ZM212 154V155H211ZM224 154V155H223ZM42 155V154H41ZM65 155H66V153H65ZM141 155V156H140ZM143 155V156H142ZM163 155V156H162ZM191 155V156H190ZM201 155V156H200ZM225 155H228V159H230L232 156H234V157H236V158H231L230 160H232V163H231V161H228V159H225L226 161H223L224 160V158L223 157H225ZM44 156V155H43ZM100 157H103V155L100 153V155H99ZM145 156V157H144ZM156 156V157H155ZM194 156V157H193ZM222 156V157H221ZM231 156V157H230ZM46 157V156H45ZM149 157H151L150 159H149ZM203 158V159H201V158ZM215 157V158H214ZM218 157V158H217ZM221 157V158H220ZM48 158V157H47ZM143 158H146V159H143ZM209 158V159H208ZM225 158H227V156L225 157ZM63 159H64V161L66 162V163H70V161H69V159H70V155H67L66 157L64 156L63 157ZM201 159V160H200ZM209 160L208 162H207V160ZM217 159V160H216ZM147 160V161H146ZM167 160V161H166ZM178 160H179V162H178ZM185 160V161H184ZM186 160H187V162H186ZM204 160V161H203ZM221 160V161H220ZM163 161H164V163H163ZM190 163H189V162ZM191 161H193V162H191ZM199 161V162H198ZM206 161V162H205ZM234 161H235V163H234ZM60 162V161H59ZM105 164H106V168H114V170H113V173H114V175L115 176H112V177H102V175L101 174H99L98 172H95L96 170H95V165L93 164V159H89L88 160V162L84 165V167H83V171H86V172H88V173H90V174H93V175H96V176H100V178L102 177V179H104V180H106V181H108V182H110L112 185H114L115 187H117L119 190H121L122 192H124L127 196H129L136 204H138V206L140 207V209H142L144 212H145V214H144V216H145V219H147L148 220V222L151 224V227L152 228H154L155 230H157L159 233H160V231H165L166 229H165V227L167 226V225H165V223L161 220V218H159L158 216H157V214L155 213V212H152V211H150V210H148V208L147 207H145V204L141 201V200H137V199H139L140 197H138L139 195H138V193H136V191L135 190H133L131 187H133L134 185H135V180L132 178L133 177V175H132V177H131V175H129V173H128V171H125V170H121L120 169V167H116L114 164V162L111 164L110 162H105V160L103 161ZM189 163V164H186V163ZM198 162V163H197ZM62 163V162H61ZM167 163V164H166ZM196 163V164H195ZM206 163L209 165V164H211L209 167H207L206 166ZM64 164V163H63ZM162 164V165H161ZM165 164H166V167H165ZM168 164H170L171 165V167L172 166H174V168L177 170V172L178 173H180L181 174V171H182V173H185V174H182V175H188V176H190V177H188L187 176V178H189L190 180H193V182L192 181H189V179H186V181L184 182V180L183 179H185V176L183 177H180L179 175V180H175V179H177L178 178V176H176V174H178L177 172H173L175 169L172 167H169L170 165H168ZM183 164V165H182ZM186 164V165H185ZM191 164V165H190ZM196 165V167H195V165ZM201 164V165H200ZM203 164H205V167H204V165ZM67 165V164H66ZM111 165H112V167H111ZM188 165H190V166H193V167H191V168H189V166ZM198 165H200V168L198 169ZM114 166V167H113ZM186 166V167H185ZM171 168V169H170ZM140 169V170H139ZM159 169L160 170H162V171H159ZM174 169V170H173ZM185 169V170H184ZM196 169H198V170H196ZM95 170V171H94ZM141 170H144V171H147V176L149 175H151L152 174V177L153 176H156V177H154L153 178V181L152 182H148V181H150V180H152V179H149L147 176H146V172L144 173L143 171H141ZM168 170H172L170 173H169V171ZM175 170V171H176ZM179 170V171H178ZM192 171V170H196V172H190V171ZM200 170V171H199ZM203 170V171H202ZM207 170H208V172H207ZM216 170V171H215ZM136 171V170H135ZM186 171V172H185ZM206 171V172H205ZM212 171V172H211ZM218 171L220 172L219 174H218ZM164 172H168L170 175L172 174L173 176H175V177H177V178H175V177H173L172 178V176L170 177V175L169 176H167L166 177V175H165V173ZM215 172V173H214ZM217 172V173H216ZM127 173V174H126ZM143 173V174H142ZM160 173V174H159ZM164 173V175H162ZM176 173V174H175ZM195 174V175H191V174ZM199 173V174H198ZM212 173H214V175L211 174ZM222 173V174H221ZM158 174V175H157ZM209 174H210V176H209ZM221 174V175H220ZM229 175V176H228ZM146 176V177H145ZM197 176V177H196ZM193 177V178H192ZM195 177V178H194ZM220 177H221V179H220ZM225 177V178H224ZM230 177V178H229ZM132 178V179H131ZM149 180H148V179ZM172 178V179H171ZM175 178V179H174ZM180 178L182 179V180H180ZM198 180H197V179ZM211 178H213V182H212V179ZM245 178V179H244ZM251 178V179H250ZM155 179V180H154ZM171 179V180H170ZM194 179L196 180V182L194 181ZM204 179H206V180H204ZM211 179V180H210ZM215 179V180H214ZM233 179V180H232ZM201 180H204V181H201ZM217 180L219 181V180H221V184L223 185L222 187H220L219 186V188H220V190H221V193L223 194V196H228V197H230V198H228V199H230V200H227V197H226V202H224V205H226V206H224V205H222V206H224V207H222L224 210H226V209H228V211H229V209H231L230 210V213L228 212V213H223L224 211H222L221 209H220V207H219V213L220 214H218V206H220L221 204H222V202H221V204L219 203L220 202V198L222 197V196H220V198H218L219 196H218V194L219 195H222V194H220V190H218L219 191V193H216L217 192V190L215 191V193L217 194V195H214V197H215V199H216V197L218 198V201H215V199L214 198H212V200L214 201V202H216L215 204L216 205H218V206H216V208H217V210H215L214 211V209L213 208H215V206H213V208H212V206L211 205H215L214 204V202L211 204L210 203V196L211 197H213V193H212V191H209V195L210 196H206L205 197V195L204 194H202V195H204V199L206 198V200H209L208 202L210 203V205H206V203H203V202H205L206 200H204V201H200V202H198L199 200H202L203 198H201L200 199V196H198L199 195V192H204V191H206V192H208L207 190H211V189H213V187L216 185H218V183L219 182H217ZM230 180H232V181H230ZM238 180V181H237ZM239 180L241 181L240 183L242 184V182L244 183V182H246L247 184H248V187H249V185H253L254 186V184H259V185H257L258 187H256V188H252L251 186L249 187V188H247L246 187V189L244 188V186H243V189H242V187H240V184H239ZM243 180H245V181H243ZM248 180V181H247ZM175 181H177V182H175ZM201 182V183H199V182ZM209 181V182H208ZM211 181V182H210ZM215 181V182H214ZM238 182V187H240L241 189V191L239 190V188L237 187V185L234 187V186H231V185H234V184H237V182ZM190 182V183H189ZM217 182V183H216ZM230 182H233L232 184H230ZM235 182V183H234ZM184 183V184H183ZM187 183V184H186ZM192 183V185H194V183H196V184H198L197 186H196V184H195V186H193V187H195V188H193L192 187V185H191V187L193 188V189H191L189 186H188V184H191ZM204 183V184H203ZM206 183V184H205ZM208 183H210V184H208ZM246 183H245V186H247L246 185ZM134 184V185H133ZM183 184V185H182ZM200 184H203V187H200V186H202V185H200ZM213 184V185H212ZM220 183H219V185H221ZM65 185H69V184H67V183H65ZM153 185V184H152ZM166 185V186H165ZM200 185V186H199ZM212 187H211V186ZM227 185H229V186H227ZM243 185V184H242ZM147 186H145V187H147ZM151 185H149V187H150ZM180 186H182L183 187V189L185 188V190L182 192V190H181V188H180ZM185 186V187H184ZM186 186H188V187H186ZM207 186V187H206ZM210 186V187H209ZM70 187H72V186H70ZM152 187V186H151ZM197 187H199V188H197ZM227 187H228V189H227ZM234 187V188H233ZM261 187V188H260ZM129 188H131V189H129ZM148 188V187H147ZM187 188H189V189H191V191L193 192V194H195V192L196 193H198V197L197 198H199L198 200H197V198H194V199H192L193 197H196V194H195V196L193 195V197L191 198V194H192V192L190 193L189 192V189L187 190ZM203 190H202V189ZM207 188H211V189H207ZM222 188V189H221ZM233 188V189H232ZM238 188V189H237ZM252 189V191H249V189ZM173 189V190H172ZM194 189H196V190H199V192L198 191H196V190H194ZM215 189V188H214ZM232 191H231V190ZM235 189H237V190H235ZM245 189V190H244ZM248 189V190H247ZM257 190V192L260 194V195H262V197H260L259 196V194H258V196H254V192H253V190ZM131 190V191H130ZM226 190V191H225ZM247 190V193H245V191ZM255 190V191H256ZM260 190V191H259ZM262 190H264V189H262ZM248 191H249V193L250 194H252L253 196H250L249 194H248ZM130 192V193H129ZM201 192V193H202ZM211 192V193H210ZM233 192V193H232ZM238 192V193H237ZM239 192H241L242 194L243 193H245V194H247L248 195V197L246 196V198H245V196H241V198H242V203H238V202H241L240 200H241V198H240V196L238 195V194H240ZM257 192L255 193V195H257ZM163 193V196H165V194ZM170 193V192H169ZM169 193H167L168 195H169ZM190 193V194H189ZM200 193V194H201ZM214 193V194H215ZM226 193V194H225ZM235 193V194H234ZM131 194L132 195H134V196H131ZM208 194V193H207ZM206 194V195H207ZM231 196H230V195ZM201 195V196H202ZM238 196V198H239V201L237 202V200H238V198H237V196ZM169 196H172V194L170 193V195ZM250 196V197H249ZM224 198V197H223ZM261 198H262V200H261ZM245 199V200H244ZM217 200V199H216ZM164 201V202H165ZM228 201V202H227ZM246 201L249 203L250 202V205H248L249 206V208H248V206L246 207V206H244L243 205V203L244 204H246ZM207 202V201H206ZM230 202V203H229ZM231 202H233L234 204H231ZM235 202H237V204L235 203ZM251 202H254V204L256 203V206L255 207H257V210H258V212L259 213H255V212H257V210L256 209H254V207H253V209H252V204H251ZM191 204L190 206H189V204ZM202 203V204H201ZM219 203V204H218ZM230 204V206L231 205H233L234 207H232L231 206V208H230V206H228L227 204ZM247 203V204H248ZM203 204H205L206 205V207H205V205H203ZM236 204V205H235ZM195 205V206H194ZM203 205V206H202ZM172 206V207H171ZM208 206V207H207ZM254 206V205H253ZM189 207H191V208H189ZM193 207V208H192ZM213 209L212 210V212L214 211V213H212V215L210 214V211H211V209ZM227 207H229V208H227ZM251 207V208H250ZM187 208V209H186ZM196 208H197V210L199 211V213L203 216H205V218L206 219H208V221H206V224H208V222L210 221V225L211 226H214L212 229L207 225V227H205V230H202V229H204L203 227H201L200 225H198L199 224V222L201 221L200 219H198L199 218V214L198 215H196L197 214V212H196ZM208 208V209H207ZM210 209V210H209ZM250 209H252L251 211V214L253 215V213L255 214L254 216H255V218L257 219H255V218H253L252 217V219L253 220H251V219H248V220H251L253 223H251L250 224V226H249V224H248V227H244V225L246 224V223H248V220H247V217H244L243 218V216L244 215H246V216H248V213L250 212V211H248V210H250ZM188 210V211H187ZM190 210H192V211H190ZM222 212H221V211ZM256 210V211H255ZM186 211V212H185ZM193 211H194V213L196 212V216H198L197 217V219H195L196 217H195V215L193 214ZM202 211V212H201ZM248 211V212H247ZM255 211V212H254ZM260 211H262V212H260ZM247 212V213H246ZM143 213V212H142ZM189 213H191L190 215H189ZM223 213V214H222ZM262 213V214H261ZM244 214V215H243ZM192 215H194L193 217H195L194 219H193V217H191ZM240 215H243L242 217H240ZM249 215H250V213H249ZM252 215H250V216H252ZM256 215H257V217H256ZM258 215H261L262 217H260V216H258ZM2 216H4V215H2V213H0V231H2L3 229L2 228H5L4 230H5V233H7V231H8V228L9 227H11V226H14V225H12L13 223L12 222H14V221H11L10 223H8V221H6V222H1V220H3L2 218H4V217H2ZM206 216H209L208 218L206 217ZM258 217H260V218H258ZM6 219H7V216L5 217ZM209 218H210V220H209ZM243 218V219H242ZM249 218V217H248ZM261 220V222L260 223H258L259 222V220ZM5 220V219H4ZM7 220H9V219H7ZM197 220V221H196ZM224 220L225 221H227V222H224ZM199 221V222H198ZM245 221H247L246 223H245ZM250 221V222H251ZM258 221V222H257ZM231 222H235V223H238L237 225H239V226H237L236 228H235V223L234 224H232ZM2 223H4V224H2ZM12 223V224H11ZM16 225H17V223L18 222H14ZM201 223V222H200ZM243 223H245L244 225H242ZM259 225H258V224ZM261 223H262V225H261ZM22 224V223H21ZM213 224V225H212ZM215 224V225H214ZM256 224V225H255ZM3 225V226H2ZM25 225V224H24ZM23 225V227H22V229L24 228L25 229V226ZM2 226V227H1ZM7 226V227H6ZM9 226V227H8ZM18 227H15V228H21V226H19V223H18V225H17ZM181 226V227H180ZM199 226L202 228H199ZM246 226H247V224H246ZM259 226V227H258ZM14 227H11V228H14ZM230 227H231V231H230ZM182 228V229H181ZM207 228V229H206ZM211 230H210V229ZM238 228V229H237ZM257 228V229H256ZM2 229V230H1ZM235 229V230H234ZM10 230L11 229H9V232H10ZM14 230V229H13ZM13 230L11 231L12 233H13ZM237 230V231H236ZM16 232L17 231H19V229H17V230H15ZM14 231V232H15ZM207 231V232H206ZM222 231V232H221ZM249 231V232H248ZM233 232H235V233H233V234H235V235H237V236H235V235H233L232 233ZM236 232H238V233H236ZM255 232V233H254ZM19 233V232H18ZM190 233H191V235H190ZM203 233V235H201ZM1 234L2 235H5L4 234V232L2 233V232H0V238H1ZM14 234V233H13ZM13 234H11V235H13ZM20 234V233H19ZM19 234L17 235L18 236V238H19ZM200 234V235H199ZM209 234V235H208ZM233 235V237H231L232 235ZM10 235V236H11ZM15 235V236H16ZM231 235V236H230ZM21 236V235H20ZM184 236H186V235H184ZM207 236V237H206ZM3 237L4 236H2V239H1V241L2 242H0L1 243V245H3V244H5V242L4 241H6L5 239H7V241L8 242H10L9 240H8V238L10 239L11 237H4V239H3ZM187 237V236H186ZM187 237V238H188ZM200 237V238H199ZM205 237V238H204ZM231 237V238H230ZM235 237V238H234ZM23 238V237H22ZM13 239V236H12V238H11V240ZM212 239H213V237H212ZM228 239V240H227ZM4 240V241H3ZM4 242V243H3ZM8 242H6V243H8ZM229 242H227V244L229 243ZM22 243H24V242H22ZM235 243H238V244H236L235 245ZM9 244L11 245V243H8V245H4L3 247H4V249H3V247H2V251H0V254L2 255V256H4V255H6V254H8L9 252L11 253V251H9V250H11V249H13L14 248V246H12V248H10L9 247ZM0 245V246H1ZM204 245V246H203ZM210 245V246H209ZM204 248H203V247ZM7 247V248H6ZM8 247H9V249H8ZM200 247H202V248H200ZM16 249V248H15ZM18 250H20V252L19 251H17V252H19V254L17 253V254H15L16 253V250H15V253H14V250L12 251V253H14V254H11V258L12 257H15V258H20L19 259V262H20V264H24L26 261H27V259L26 258H28V256L29 255H27V254H29L30 253V255H31V253L32 252H26V249H25V247H23V248H18ZM6 253H5V252ZM9 251V252H8ZM238 251H236L237 253H238ZM261 254V256H259ZM13 255V256H12ZM6 256H8V255H6ZM17 256V257H16ZM20 256H22V260H21V257ZM256 256V257H255ZM253 257H255V258H253ZM10 258V259H11ZM10 259H8V261L10 262V263H14V264H16L17 263V261L14 259L13 260V258H12V260H10ZM242 259V260H243ZM24 260V261H23ZM14 261H16V262H14ZM214 261V260H213ZM249 261V262H248ZM22 262V263H21ZM213 264H217V263H213ZM225 264V263H224ZM253 264V263H252ZM261 264V263H260Z\"/></svg>", "mask_w": 264, "mask_h": 264}, {"label": "crops", "instance_id": "crops-1", "mask_svg": "<svg viewBox=\"0 0 264 264\" xmlns=\"http://www.w3.org/2000/svg\"><path fill=\"white\" fill-rule=\"evenodd\" d=\"M35 3L37 1L0 0V117L2 114L4 117L3 121L0 120V133L50 159L68 165L63 157L67 153L70 155V150L65 149V145L60 147L59 143L55 144L56 149L51 146L56 133L47 132L48 121L43 120L37 125L34 123L39 116L43 119L46 116H42L36 105L31 108L24 106L18 95L17 89L35 70L36 63L32 56L34 40L43 25L51 20L44 9ZM8 61L13 63L12 67ZM50 152L54 154H49ZM0 188V213L7 218H15L12 220L14 222L19 219L20 224H25L26 230L21 227L23 232L20 234L24 235L25 232L31 237V240H25L21 234L20 244L24 243L19 247L37 252L31 253L24 264H137L112 230L87 210L71 191L38 173L2 160ZM12 200H18V203ZM21 218L25 223L21 222ZM8 221L11 222L10 218ZM146 221L172 264H213L206 258L205 261L198 258L196 246H192V242L184 237L185 229L175 236L172 228L178 225L177 222L168 227L169 224L162 220L167 226L165 231L159 233L147 219ZM7 233L4 237H11V231ZM27 240L32 241L28 242L29 249L26 247ZM238 254H241V258L244 257L240 251ZM6 255L0 254V264H12L8 261L10 256ZM32 255L37 257L32 258Z\"/></svg>", "mask_w": 264, "mask_h": 264}, {"label": "water", "instance_id": "water-1", "mask_svg": "<svg viewBox=\"0 0 264 264\" xmlns=\"http://www.w3.org/2000/svg\"><path fill=\"white\" fill-rule=\"evenodd\" d=\"M0 160L16 165L18 163L20 166L35 171L60 187H62V185L58 183L56 178L66 182L79 191L84 190L89 195L95 194L96 196L94 197H96V199L99 197V194L105 195L123 210L128 219L134 224L136 231L141 235L150 250V264H172L162 244L155 237L150 226L146 222L142 210L129 196L108 181L83 170L63 164L57 160L47 158L2 133H0ZM62 188L64 189V187ZM82 199L85 198L82 196ZM78 201L82 203V200L78 199ZM87 202H90V199H87ZM83 206L86 208L84 204ZM94 214L110 228L100 215ZM110 229L112 230V228ZM113 234L116 236L114 232ZM116 238L118 237L116 236ZM120 241L134 258L135 262L137 264H142L137 254L130 249L129 245L122 240Z\"/></svg>", "mask_w": 264, "mask_h": 264}, {"label": "built area", "instance_id": "built-area-1", "mask_svg": "<svg viewBox=\"0 0 264 264\" xmlns=\"http://www.w3.org/2000/svg\"><path fill=\"white\" fill-rule=\"evenodd\" d=\"M212 115L211 109L204 103H197L193 109V117L202 122L210 120Z\"/></svg>", "mask_w": 264, "mask_h": 264}, {"label": "trees", "instance_id": "trees-1", "mask_svg": "<svg viewBox=\"0 0 264 264\" xmlns=\"http://www.w3.org/2000/svg\"><path fill=\"white\" fill-rule=\"evenodd\" d=\"M139 207V206H138ZM140 208V207H139ZM142 210V209H141ZM143 214H145V212L142 210Z\"/></svg>", "mask_w": 264, "mask_h": 264}]
</instances>
